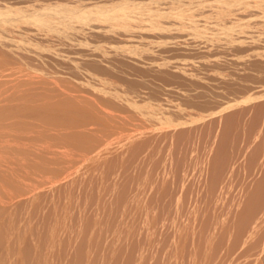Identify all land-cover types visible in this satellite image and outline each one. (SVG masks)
<instances>
[{
	"label": "rangeland",
	"instance_id": "obj_1",
	"mask_svg": "<svg viewBox=\"0 0 264 264\" xmlns=\"http://www.w3.org/2000/svg\"><path fill=\"white\" fill-rule=\"evenodd\" d=\"M7 1L4 0V2H3V0H0V32H2V33L4 32L3 34L7 35L8 37H10L9 34H11L14 36V39L17 38V39H15V41H18V42L11 41V44H12V42H13V45H15L14 43H18L17 44L18 46L15 45V47H17L15 49V47L12 45V47L15 49L14 50L11 46L9 47L5 44L3 46V42L0 41V44H2L0 46V57H1L0 58V74H1L0 75V85L2 83L3 84L1 86L5 87V85H6L5 90H2L0 93L1 94L0 95V101H1L0 102V105H1L0 106V110H1L0 111V122L3 120L2 123H4V122H6V124L10 123L9 124L10 126L8 125L9 127H13V125H14V128H9L7 126V128H9V129H7L5 126L6 124L0 123L3 126H5V128H4L3 126L0 125L1 126L0 131H2L0 133V135L2 134L0 136L2 138H0V139H1V141L3 139L2 142L0 141V145H1V147H0L1 148L0 161L2 162V161H4L3 159H5V160L8 159L7 161H4L3 163L0 162L1 164H6L5 166H7V167H5L4 165H0V174H1V176H0V187L2 188L0 191H2L6 187L8 188V189L7 188L6 189L10 191V193L8 194L9 191H7L5 189L6 192H5V190H3V192L2 193L0 192V194H2V195H3V193H5V195L7 194L5 196L6 198L8 195L10 197L11 196L13 197V198L11 197V199H9V200L7 198V200L4 201L6 198H3V196H4L3 195L2 196V198H3L2 202L4 201L3 204L0 201V203L3 206L2 207L0 205L1 224L4 222L2 227L0 228V264H22V263L23 264H28V263L29 264H55V263L56 264H264V80H263L264 79L263 78L264 72L263 73L261 72V74H263V76L258 75V74H260V71H262V70L264 71V65H262V64H264L263 63L264 62V60H263L264 59V48H263V46H261V45H264L263 44L264 43V40H263L264 35L261 34L262 32H264V30H262V29H264V0H261V1L259 0L260 1L259 4L255 0H252V2H251V0H242V1L239 0L241 3L238 0H236L238 2H236L235 0H231V1L226 0V2L224 0L223 1L222 0H219V1L218 0H215V1L214 0H211V1L208 0L209 2H207V0H201L203 2H200V0H198V2H199L198 4H196L197 1H195V3H194L193 2L194 0L193 1H191V0H186V1L185 0H170L171 3L169 2V0H166V1L163 0L162 3H164L165 6L161 5V7L165 8L166 10L161 8L162 11L166 12L168 14V11L172 10L171 11L172 14L169 13L172 16L170 17V15L168 16L167 14H166V16L170 17V19L173 18L172 20H170L169 18L167 19L166 16L165 17L163 16L165 19H167L164 21H166V24H168V22L170 20V22L173 23V24L172 23L171 24L176 26V27L175 26L173 27L169 24L168 26L171 27V28H169L170 29L169 31H167L168 28L166 30V25L164 26L165 23L162 20L163 17H159L162 20V21H160V25H161V22L164 23L162 25L165 27V29L163 26H162L163 28L162 27H160V28L154 27V29H158V33H156V31H154V29L150 30L149 27H150L151 23L148 24V27L146 30L147 32H145L144 31L146 29L145 26H147V25L145 24L146 22H143L144 20L140 21V20L136 19L138 21L135 20V23H132L133 20L132 21H131V19L126 20V18L124 17V14L119 13L118 15H116V18L114 16L115 19H118V20L120 19L119 21H129V22L131 21V23L133 25L135 24L138 26L136 28L137 30H136L135 34L133 33V32H135V29H134V31H132V29L136 27L135 25H134L135 27L131 28L130 31H127L125 29H122V31H121L119 29V31L122 33V36H121V33H119V31L115 30V29H118L119 26L115 27L114 31H117L118 35L120 34L117 37L115 35V33L117 34V32L114 33L113 30H111L114 35H112V33L109 32V30H108L109 26H108L107 22H106V24H104V22H102L103 25H101L102 23L100 24L97 22L98 24H100V28L97 27L98 29H100V32L97 31V28L92 29L93 31L95 30L94 32L91 31V29L90 30L88 29L87 35H85V33H83V34L81 33V35H80V33H78L79 34V36H77L78 39H73V38H76L75 36L77 33L72 32V34H69L68 30H71L70 29L72 27L71 24L75 25L76 27L78 26V28H81V26L86 27V25L88 24L86 22L90 21V16L88 15V10L86 12V9H83L82 6H77L74 4L65 5L62 3L61 0H44V1H42V0H9L8 2ZM63 1H65V0H63ZM66 1H69V0H66ZM74 1H76V0H73L72 2H74ZM179 1H180V3L186 2V4L182 3L183 4L182 6L179 5L182 8L177 7L175 4H177V5L180 4ZM234 1L236 3H234ZM245 1H246V3H245ZM160 2H161V0H158L157 4L159 6L157 4L155 6L160 7V4H162ZM168 2L170 4H173L174 6L171 5L168 7V4H169ZM174 2H175V4H174ZM189 2L194 3L193 6H191V7L189 6L190 8H194V9H195L194 5L196 6V5H199L200 3H201L200 6L203 5V7H198V8H201L202 11H205V13H204L200 9H198L201 14L203 13L204 19H202V17H201V19L203 21L200 19V16H202V15L200 14V16H199V13H198L199 11L197 9H195V12H196V10L198 11L196 13L194 12V9H190L193 12L188 9L189 8L188 7ZM206 2L208 4H206ZM222 2L226 3V8L224 7L225 9L223 8L225 3H222ZM248 2H249V4H248ZM212 4L215 7H212ZM151 5L153 6L154 4H151ZM206 5L207 6L211 5L212 8L207 7ZM220 5H222V8H220L221 11H218V12L219 13L221 12L220 14H223L222 17L220 16V14L218 16V14H217L218 12H216L219 9V7H221ZM231 5L233 7H230ZM172 6L175 9H170V7L172 8ZM205 6L207 7V9ZM235 6L237 7V9H236L234 15H232L231 12H234ZM153 8H156V7H153ZM204 8H205V10H204ZM230 8H233L234 10L230 11L231 10ZM167 9H168V11H167ZM179 9H180V11L183 9L182 12H184L183 13L184 16H186L187 14H189L191 12V13H193V14H191L193 17L191 15H190V18L188 17L189 15L186 16L187 18L181 17L183 14L181 15L182 12L180 13ZM223 9H224V11H223ZM238 9H239V11H237ZM188 10L190 12L187 13ZM247 10L249 11V13H250V11L252 12L251 13L252 18H251V16L249 18V16H248L249 13ZM173 12H174V14H173ZM213 12L216 13L215 14V16H217V18L215 17L216 20L214 17H212V16H214ZM242 12L248 14L246 16V18H249V20L245 18V20H248L247 22L244 20V18L242 19V20H244V22H243L244 25L246 23L247 25H245V26H249L251 29H253L250 31V30H248L249 29L248 27L245 28V26L244 27L242 26V28H245L244 29V31H245L244 35L242 33L243 30L241 29V27H239L240 30L236 29V28H238L237 26H239V25H237V23L241 20L240 18L242 16L244 17V15H245V14L243 15ZM179 13H180V15L178 16ZM230 13H231V15H230ZM207 14H208V16L210 14H212L210 16V17H212L211 20H213V21L215 20V22L209 21L208 18H210V17L207 16L208 17L207 18L205 16ZM227 14H229V16H227ZM173 15L174 16L176 15L177 18L174 17ZM226 16L231 20H228L227 18H226L227 20L224 19ZM180 17L182 19H180ZM219 17H221L222 21L224 20L225 22L220 21L218 19ZM262 18H263V20H262ZM149 19H151V18H149ZM149 19L147 18V20L145 19V21L150 22ZM174 19L175 20L177 19L178 25H176L177 23L174 21ZM184 19L188 20L187 21L188 23L185 22V25L187 23L189 25V27L184 26V24H181L182 22H180V20H184ZM207 20H208L209 24H210V22L212 23V24H210L212 26L213 25L214 26L215 25H217V26L222 25L221 26V29H223L222 31H225L224 29L229 28L228 29L229 31L226 30V32H228L229 34L230 33L232 34L230 26L231 27L234 26L233 29L235 30V33H233L232 35H233V37L235 35V37L234 38L231 37V34L228 35V33H227V37L225 36L226 33H224V35L222 37L223 32L221 31V33H222L221 34L220 33L221 29L219 30L215 26L217 28V31L219 30L218 31L219 33L217 34L218 35V38H217V36H216L217 32L214 34L212 33L216 28H214V26L213 27L211 26L212 28L209 27L212 30V32H211L210 29H208L209 24H208ZM218 20H219V22H222V23L220 24L218 22ZM249 21H253L254 24H252L253 22L248 23ZM9 22H12L13 24H15V27H13V28H19L20 30L16 29L14 34H12L9 31H7L5 28H3V26ZM142 22H143L142 26L145 28L144 30L142 29V26H141ZM193 22H194V24H193ZM240 22L241 23H239V24H242V21H240ZM258 22L260 23L259 29L261 27H263L261 29V32L259 30L260 35L263 36V37L261 36V38H263V39H261V38L258 39V37L260 36L257 34L258 30L256 29V28H258V26H257ZM97 23H95V24L97 25ZM190 23L192 24V26L190 25ZM231 23L233 26L231 25ZM144 24H145V26H144ZM203 24H205V26ZM105 25H107L108 29H106ZM182 25L184 28H188L187 31L188 30L189 31L188 32L185 31V32H187V34H189V36L186 33H183ZM235 25H236V27H235ZM101 26H105L104 28H102L104 30H101ZM202 26H204V27H202ZM225 26L226 27L229 26V27L225 28ZM254 26H256V27H254ZM151 27L153 28V26H151ZM193 27H194V29H193ZM61 28H63L64 29L63 31H66V33H62L60 35L58 33V30ZM120 28H124V27L120 26ZM138 28H139V30H138ZM177 28H178V30H176ZM198 28L199 29L204 28V31L205 30L206 31L201 32L203 30L200 29L201 30L200 31ZM55 29H57V30H55ZM148 29L154 34V35H152V37H149V36H151L152 33L149 31L150 32V35H149ZM162 29L165 30L164 31L165 33H161V32H163ZM171 29H173L176 32H174L173 30L171 32ZM123 30L126 31V34H125V36L127 35L126 37L123 36L124 35L123 33H125V31H123ZM238 30L240 32H238ZM256 30H257V32H255ZM137 31L139 34L137 33ZM139 31H144L145 36L142 32H139ZM159 31H161V32H159ZM177 31H179V34L177 33ZM192 31H194L193 33H195L194 36L192 34ZM34 32H35V34H34ZM95 32L100 33L101 36L98 35V33H96L98 36H100L98 38L105 36V37H103L104 39L106 38L104 43H103V41H104L103 38H101V40H100L97 38L96 34L91 35L92 33H95ZM102 32L104 33V35H102ZM106 32H107V34H109V33L110 34L107 35ZM127 32H130L132 34L127 33ZM168 32H170V33H168ZM251 32H252V35L256 36V38L259 41L263 40V43H261V41L259 43L255 39L254 36L248 35V33L251 34ZM70 33H71V31H70ZM159 33H161V36H156L157 34L160 35ZM175 33H177L179 36L177 35L178 36L177 37ZM196 33L199 35H201V33H202L201 37L199 38L200 42H202V43H200L199 40L196 39L197 38L196 36L199 37V35H197ZM203 33H205L206 35L208 33H210L211 35L210 34L209 35L211 37L215 38V39H213V41H214V43L215 42L216 43L215 44L212 43V44L214 46L218 45L216 47L217 50L214 48V50L217 51V55H216L214 50L212 52V49L214 46L212 44L208 43L210 41L212 42V40H210L211 38H208L209 35H207L206 38L209 39V41L205 40L206 38L203 39L204 38ZM239 33H241L242 35ZM254 33H256V34H254ZM63 34L66 36H68V34H69L70 35L68 37L69 39L65 38V36ZM168 34H170V35L174 34V35H172V36L169 35V37H168ZM38 35L41 36L40 37L41 39L38 38L39 40L35 39V38L39 37ZM89 35H91V36L89 37ZM139 35L144 36L143 37L144 39L142 40L143 42L140 40V39H142V36L140 37ZM238 35L242 38V40H240V37ZM53 36L55 38H57V40H59L60 38L63 41L65 40L64 44H63V41H61V39L59 41L62 42V44L59 41L57 42L56 40H54L55 38H53ZM60 36H62V37H60ZM81 36H83V37L85 36L86 38L88 37L87 39L85 37L82 39V40H84V39L88 40L86 44L84 43L85 49H82L83 44H80L81 46L77 45V43L79 41V37H81ZM133 36H135V39H133L134 38ZM163 36L167 39V41ZM184 36L185 37L187 36L186 37L187 39H185ZM228 36H230V37H228ZM249 36L254 38L253 41L255 40L254 42H256L257 44L253 42V45H252L250 43V42H252L251 41L252 38L250 40H248L250 38ZM42 37H44V38H42ZM93 37H96L97 41ZM109 37H111V38H109ZM127 37H129L128 40L126 39ZM130 37L133 40L130 39ZM157 37H158V39L156 41L152 39V38L156 39ZM170 37H171V40L174 41V42L171 41V42H173V44L176 42L175 43L176 47L175 46L173 47V44L171 42H168ZM237 37H239V39ZM247 37H248V39H246ZM51 38L53 39V41ZM81 38H80L79 43H81ZM107 38L112 39L113 41L117 40L118 38L119 39L122 38L119 41V43H118L119 39L117 40V43L119 45L116 43V41L114 42V44L113 43L111 44V42H113L112 40H109L110 42H108V43H110L109 45L111 47H114V48L116 47L118 49H113V48L109 49L108 47H110V46L107 44V41H108ZM113 38H115V39H113ZM124 38H125V40H124ZM159 38H160V40L164 38L165 39L164 41H166L165 42L166 45H165L164 41H162V40H161L162 41L161 45H159L160 44ZM179 38L181 40H179ZM192 38H195L196 40H194ZM225 38L228 39V40L226 39L228 41L227 42L228 44L227 43L225 44V42H224ZM229 38L233 39V40H230ZM66 39H67V41H66ZM70 39H71V41L74 40L75 42L73 41L71 44ZM93 39H94V41H96V43H94ZM146 39H148L150 41H148ZM175 39H177L178 42ZM234 39H236L237 41H235ZM243 39H245V40H243ZM139 40H140V42H142V44L138 43ZM185 40H188L191 44H193L195 41H198V42H196L198 44L194 43L192 45V48H190L191 44H189V42H187V41L185 42ZM201 40H203V41L205 40L207 42L204 41L205 43H203V41H201ZM216 40H218V42ZM219 40L222 41V43ZM229 40H230V42H229ZM238 40H240L239 43H241L240 44L241 46H238V44H236V43H238ZM26 41H27V43H26ZM30 41H32V42H30ZM37 41H39V42H37ZM43 41H45V42H43ZM46 41H48V43H46ZM92 41H93V43H92ZM135 41H137L138 44H135L136 43ZM154 41H155V43H157V45L156 44L154 45ZM192 41H194V42L192 43ZM232 41L234 43L236 42L235 47L229 46L230 43L232 45H234V43ZM241 41H243V42L245 41L246 46ZM88 42L92 43V44H88ZM97 42L100 44L103 43L104 45L102 44L101 47H96L97 45L100 46V44H98ZM120 42H123L124 45L122 44V46H124L125 48L121 46ZM130 42H132V43H130ZM133 42L135 45H133ZM49 43L52 45H50ZM57 43L59 44V46ZM68 43L71 44L70 47L74 44L73 46L76 49L78 47L79 48L81 47V49H79V48L78 49H79V51L81 50V52H79V53L82 57L79 55V53L77 51L78 49L75 50V52L74 51L73 52L77 53L83 60L84 59H86V61L89 60L90 63H92V64H90L89 62H88L89 63L88 64L87 62H85V60L83 61L80 57L78 59V55L74 54V55H76L74 58V61H76V65L78 64L77 59L78 60L81 59V61H79V62L80 63L83 62V63H81V64H83L82 65L83 67L81 66L82 69H79L80 63L76 67H74L75 65L71 66L70 62H73L75 64V62L72 60L74 55H72V54L69 55V53H71L70 50H74L75 48L74 47H73V49H72V47L70 48ZM115 43H116V45H115ZM163 43H164V46H163ZM181 43H182V45H181ZM185 43H186V45H185ZM218 43L221 44V46H219ZM223 43L225 44V46L223 45ZM248 43H249V45H248ZM258 43L260 44L259 46H258ZM26 44L28 47L26 46ZM93 44L95 45L96 49L94 48ZM129 44L132 45V46L130 45V47L132 49L131 52L127 51L128 49L131 50L130 48H128ZM145 44H149L150 47L147 48L148 46H146ZM187 44L189 45V48L187 47L188 46ZM202 44H204V45L206 44L205 46H207V48L209 46V48L208 49L206 48V50L211 51V52L207 51L206 52L207 55L205 53H203L206 50L197 48L198 45L202 46ZM75 45H77L78 47ZM88 45L91 48L93 47L94 50L86 47ZM125 45H128L127 48ZM138 45H143L144 47L142 48V46H138ZM151 45L154 46V50L156 49V51H154L152 49L153 47H151ZM168 45L172 46V47L170 46V48L172 50L168 47ZM183 45H185V46H183ZM204 45L202 48L205 47ZM210 45H212L213 47L211 48ZM250 45L253 46L254 50H255L256 46L260 47V48H258V47L256 48V50L259 49L260 52H259V50L254 51L252 49V47H249ZM254 45H256V46H254ZM48 46H50V47H48ZM53 46H57V47L53 48ZM118 46H121L122 49L123 48L124 49L121 50V48ZM133 46L134 47L136 46V48H138L139 50H137V51H135L136 49L133 50V48H134ZM158 46L160 48L163 46L162 47L163 51H162V49H159L157 51V49L159 48ZM165 46H167L168 49ZM193 46H194V49L196 51L192 50ZM200 46H198V47L201 48ZM223 46L227 47V48L229 47V48L226 50V49H224ZM243 46H244V48L247 46L249 48L248 47L245 48L246 49V51H245V49H242ZM7 47H9V48H7ZM25 47L28 49H26ZM38 47H39V49H38ZM106 47L108 48L107 50L105 49ZM218 47H220V48L223 47V48L218 50L219 49ZM49 48L52 50H50ZM56 48L58 49V52L60 50V54H61V52H62V54H63V52L64 53L66 52L67 56L62 57L61 56L62 54L57 55L56 53H58V52H57ZM86 48H87V50H86ZM98 48H100V49H98ZM103 48L107 52L110 53L108 55L109 57L108 56L105 57L104 54L107 52L106 51L104 52ZM140 48H142V49L140 50ZM182 48L185 49L189 53V54H184V56L185 55L189 56V57L188 56H185V57H187L189 59L190 58L193 59V56H196L195 59L189 61L186 58L185 62H187V63L186 64H184L185 62L182 63V61L185 59V58L183 59L182 55L184 52L187 53L185 50L183 51ZM187 48L190 49V51H188ZM232 48H235L236 50L238 49V51H240L239 55H241L243 51L247 52V53H245L246 56L244 55V52L241 55L243 57L237 56L238 51H236L237 53H234L235 49H232ZM250 48L252 49L253 52L250 51ZM24 49H26V51H24ZM68 49H70V50H68ZM97 49L100 51L102 50L104 54L103 53L100 54L101 52L97 51ZM148 49H150V50H148ZM164 49H165V51H168V55L166 54L167 52H165ZM174 49L177 51H175ZM229 49L231 51L234 50V52L232 51L233 53H231V51ZM33 50H36V52ZM41 50L44 54H42ZM55 50H56V52H55ZM82 50H84V51L82 52ZM89 50H91V51L93 50L92 53ZM110 50L111 51L112 50L113 51L119 50V51L118 52L116 51L117 53H114L113 51L110 52ZM169 50H171L175 54H172L171 51H169ZM180 50L183 52H181ZM198 50H200V51L203 50L202 53L207 56V57H205V55L203 56L204 58H207V59H205L206 61L202 60V62L204 61L203 65L201 64L202 62L200 61V57L203 58L201 56L203 54L201 53V55H199ZM221 50H222V52H221ZM223 50L226 51V54H228L227 51L229 50L228 52L230 53L229 56H230L231 60L229 59L228 62L226 60H228L229 56L225 55V57H227V59H225L224 58L225 53H223L225 51H223ZM20 51H21V53H20ZM86 51H89V54ZM124 51H125V53H126V51L128 53L124 54ZM138 51L141 52V55H139V56H138V54H139ZM143 51H144V54H147V55H143ZM219 51L221 54H223V57H222V55L221 56L219 55V53H218ZM249 51L252 52L251 54H253V53L254 54L251 55ZM137 52H138V54H137ZM151 52L152 53L158 52V54H156V53H155V55L153 54V56H156L159 59V61H162V62L158 63L159 64L158 66H161L163 64L164 67H170V69L169 68H162L163 67L162 66L161 68L163 70H161V68L159 67L160 72L155 71V70H158L157 69L158 66H154L157 63L155 61V59L157 60V58L155 57V59H152V58H154L153 56H151L152 54L149 55V53H151ZM190 52L191 53L196 52L197 55L196 54L194 55L192 53V56H191ZM248 52L250 54L249 55L250 57H248V55H247ZM90 53L92 55L94 54L95 56L93 55L94 56L93 57ZM111 53H114L115 55H120L121 58L119 56L117 57ZM121 53H123L124 55ZM129 53L130 54L135 53L134 56L135 57L137 56V57L135 58L134 56H132V54L130 55ZM161 53L166 55V57L168 56V58L162 56L163 54L161 55ZM210 53L212 55L215 54L217 58H218V55L220 56L219 57L220 59L219 60L217 59V61H216L217 63L216 62L214 63L216 58H214L215 56L214 55L212 56ZM231 54H234L233 56H235L236 62H235V60L234 61L232 60L233 56ZM31 55H33V56H31ZM89 55L91 56L92 59H90V58L88 59ZM102 55H103V57H102ZM125 55L132 56L133 62L131 61L132 59H129L130 56L127 57ZM171 55H173V57ZM175 55H177V57L179 56L178 59ZM209 55H211V57ZM254 55L256 56L255 58H258V59L260 58V61L257 59L255 62H253L255 60ZM83 56H85V57L87 56V58H85V57L83 58ZM100 56H101L102 60H103V58H106V59H104V60H106V63L104 60L103 61L100 60ZM114 56L118 60L116 59V61H115ZM122 56L124 58H122ZM141 56H144L143 57L144 59H142ZM147 56L148 57L150 56L149 59ZM174 56H175V58H174ZM251 56L254 59H252V61L249 62V60L252 58ZM159 57L162 60H160ZM170 57H171V59H170ZM197 57L199 58V60H197ZM93 58L97 60V62H95V63L96 64L98 63L97 66H100V67H97L96 64L93 63L94 62ZM108 58L114 60L116 63L114 61L109 60ZM140 58L142 59L143 62H145L144 65L142 62H140V60H141ZM163 58H166V59H163ZM209 58L212 59V61L209 60ZM241 58L243 60H246V61L243 62ZM244 58H247V59H244ZM120 59L121 60L124 59L123 61H125V63L123 61L121 62ZM137 59H138V62H136ZM175 59H177V61ZM233 59H234V57H233ZM239 59L241 61H238ZM129 60L131 61V63H129L131 65H128V63H126V61L129 62ZM149 60L152 61L154 63V65L152 62H151L152 63V65H151ZM163 60H165L164 61V63L166 62L165 64L163 63ZM167 60H170L169 64L172 60L173 64L171 62L170 65H167L168 64ZM195 60L198 61V63L200 64L199 65L198 63H196L198 65V67L200 66L199 68H201L204 65L206 66L207 62L209 64V65L207 64L206 69L204 66L202 68L203 70H201V69L198 70V71H200L201 74H203V73L205 74V75L203 74L204 75L203 76V75H200L199 73H197L200 75V77H201L200 79H199V76L196 74V72H198V71H196L194 73V71L197 69V66H196V68L194 67L196 64H194V66L191 64L192 61H195ZM223 60H225L224 63H222ZM261 60H262V63H261ZM68 61H70V62H68ZM100 61L103 63H101ZM108 61H110L111 65H117V66H111L110 64H107V63H109ZM220 61H222V62H220ZM230 61L234 62L233 63L234 68L236 66H238V67H236L237 69L243 68V71L240 69H239L240 71L238 70L239 71L238 74L241 73V71L243 73L245 71H248V69H250L247 73L245 72L247 77L243 75L245 73L240 74V76L243 75V76H241V79L244 80L243 83L241 82V79L239 78L240 76L237 74V69L235 68L234 70H232L229 68V66L230 67L232 66V64L228 65L229 63H231ZM117 62L122 64V65H119V69H118L119 63L117 64ZM139 62L142 64L141 66H140ZM242 62L245 64H242ZM256 62L257 63L259 62L258 63L259 65L261 63L262 67L261 66L259 67L260 71L257 67L258 64H255ZM135 63H137L139 65H137ZM146 63H147V65L149 64L151 66L145 67ZM188 63L190 64V67L195 68V69L191 68V70L187 71V69H190V67L188 66ZM219 63H221L220 67H219V65H217ZM34 64H36L37 66ZM106 64H107V66L110 65L113 69H115L117 67V69L113 70L112 68H109L110 66L109 67L105 66V67H107L105 70V68L103 66ZM133 64H135V65L133 66ZM179 64H180V67H181V64L183 67L180 68L178 66ZM222 64H225V65H222ZM6 65H7V67H6ZM38 65L43 67V68H46V70H44V69H43V71L40 70L42 68L40 67V69H39ZM48 65H50V66H48ZM58 65L62 68H57V67H59ZM67 65H69V66H67ZM124 65H127V66H125L126 67L125 69L128 68L127 70H129V72L127 70H125L124 68L123 69L125 71L123 70V72L122 71H120V72L124 76H127V77H116V76H118V74H119V76L121 75V73L118 70H122L121 66H124ZM165 65H167V66H165ZM212 65H213V67L214 66L216 67V68L212 67L213 70L220 68L221 70L223 69L222 71L225 73H223L220 69L218 71L217 70L212 71L211 67H209ZM239 65H240V67H239ZM247 65H249V66H247ZM252 65H255V66H252ZM11 66H13V68ZM51 66H53V67H51ZM55 66H57V67H55ZM153 66L155 67V70L150 68ZM171 66H173L174 69H171L172 68ZM186 66H188V68ZM223 66H225V67H223ZM243 66H245V68L247 67L246 70ZM32 67H33V69H31ZM35 67H37L38 69ZM49 67H51V68H49ZM73 67L76 69L72 70V72H68L69 70L71 71V69H73ZM84 67H86V68H84ZM132 67H133V69H132ZM140 67H142L143 70L140 69ZM143 67H145L146 69H144ZM148 67L150 68V70H148L149 69ZM233 67H231V68H233ZM52 68H54L53 72L55 71L56 73L52 72ZM83 68H84V71H83ZM88 68L91 69V73L93 71L96 72L94 74H96L97 77L93 73H92L93 77H92V74H91V77L93 79L96 78L95 80L97 81V83H95L96 82L95 80H92L94 83L92 81H90L91 77L89 75L90 73H88L90 71V69H88ZM92 68H94V69H92ZM100 68H101V70L104 68V71H106L105 72L106 74L109 73L110 70H112L113 72H115L114 74L116 76H114V74L112 72H110V75H107V77H105L106 74L105 73H104L105 75L103 74V72H104L103 70H102L103 72L101 70L100 71L96 70V69H100ZM177 68H178V70H180V72H178L176 70ZM209 68H210V71H208ZM226 68H228V70H226ZM2 69L4 72L2 71ZM11 69H13V70L11 71ZM58 69H61L64 72L62 71V73L60 74L61 70H58ZM139 69L141 71H139ZM251 69H253L252 72H250ZM75 70H76V75L74 76ZM77 70H80L83 74H81V73L79 74L78 72H80V71L77 72ZM85 70H86V72L87 71L88 72L84 73ZM131 70H133V71H131ZM147 70H148V72H150L152 70V72L155 71L156 73L150 72V73H147L148 74L147 75L146 74ZM164 70H166L170 74L167 72L165 73ZM174 70H176V71L174 72ZM229 70H230V72H228ZM18 71H20L21 73ZM44 71H47L49 73L46 74ZM58 71H59L58 74L61 77L57 74ZM65 71H67V75H66ZM135 71H137V73ZM161 71L164 72L166 75L161 73ZM201 71H205V72H201ZM211 71L215 72V74H213ZM231 71H232V73H231ZM256 71H259V73ZM98 72L102 73V75ZM142 72H143L142 75L147 76L146 79L148 78V76H149V78L153 77L154 80L156 79L157 85L156 84L155 85L157 87L154 86L155 81L153 82V79H151V78L147 79L150 81L152 80V82L150 83L149 81H147L143 78L144 76H140ZM192 72L194 74H196V76L193 75ZM207 72L209 74L212 73L214 76L211 74L208 75ZM218 72L219 73L222 72L223 74L220 73L222 75L219 74L218 75L219 77H217ZM70 73H72L71 74L72 77L69 76ZM97 73L100 75H98ZM127 73L130 74V79L128 78L129 74L125 75ZM131 73L132 74L134 73L136 75V77H133L135 75L133 74V76H132ZM138 73H140V74H138ZM174 73H175V75H174ZM234 73L237 74L236 78H233L236 76ZM255 73H257V75H258L257 80H256V76H255L256 74ZM49 74H51V75H49ZM52 74H54L55 76L54 75L52 76ZM112 74H113V76H112ZM150 74L156 75L157 77L153 76V75L150 76ZM157 74H160L163 76L160 78V77H158L159 75H157ZM178 74H181V76H183L184 78L186 77V78L182 79L181 76ZM7 75H8V77H7ZM83 75H86V77L89 75V77H87L88 79H85L83 81H81L80 78L77 80L74 79V78H78V76H81L82 79L86 78ZM123 75H121V76H123ZM167 75L170 78L164 77ZM190 75H192V76H190ZM251 75H253V76H251ZM33 76H35V77H33ZM57 76H59L60 78ZM65 76H66V78H64ZM108 76L110 77V80H109ZM137 76L138 77L140 76V78L142 77L141 78L142 80L144 79L143 84H142V82H141L142 80H140V78H138L139 79V81H138ZM202 76H203V78L204 77L207 78L208 76H210L211 83H209L210 82L208 80L209 77H208V79H206L208 81H206V80H202L203 79ZM223 76L227 77L226 81H225V79H223ZM249 76H251L252 78ZM259 76H261V77H259ZM22 77H23V79H22ZM101 77L108 79L107 81H104V82H107V84L103 83V80H105V79L103 78V80H102ZM163 77L165 79H163ZM191 77H194V80L191 79ZM195 77H197V78L195 79ZM214 77H216V78H214ZM228 77L230 79L227 82ZM244 77H246V78H244ZM37 78H39V79H37ZM56 78L57 79L59 78V81H58L59 83L55 82V81H57ZM97 78L98 79L101 78V79L97 80ZM119 78H121V80L126 78L122 81L124 84L119 81L120 80ZM176 78H181V79L176 80ZM238 78H239V80H238ZM248 78L250 79V81L251 80L253 81V79H254V82H252V81L250 82ZM9 79H10V81H9ZM13 79H15V80H13ZM60 79H62V81H63V79L64 80L66 79L67 81L65 80L66 83H64V81L62 83H60ZM115 79H116V82H115ZM134 79H137V80H134ZM169 79H172L174 82L170 81ZM186 79L188 82H184ZM216 79L217 80L220 79V81L218 80L219 81L218 82V81H216ZM231 79H232V81H231ZM245 79H248V81L246 80L247 82H245ZM74 80H76V81H74ZM87 80H89L90 83H86ZM112 80L115 83L112 82ZM200 80H201V83L203 84V86H202V84H200L202 87L198 85L200 83L199 82ZM16 81H18V83ZM77 81L82 82V83H78ZM110 81H111V83H110ZM136 81L139 82L138 83L139 85L137 83L136 84L138 86H141L140 88L137 87V85H135ZM181 81L183 82V84H181L182 83ZM193 81L198 82L197 85H194ZM205 81L207 83H205ZM221 81L222 82L224 81L223 82L224 84H222ZM234 81H236V83H237V84L235 83L236 85H234ZM257 81H259V82H257ZM98 82H102L103 84L98 83ZM128 82H131V84ZM159 82H161L162 84ZM167 82L169 83V85ZM171 82H172V84L174 83L173 87H174V85L176 86V87H174L175 89L173 88V91L171 89V87H172ZM191 82L193 83V88H192V84H190ZM225 82H227V83L225 84ZM4 83H6V84H4ZM7 83H8V85H7ZM9 83H10V86H9ZM24 83H26V84H24ZM175 83H177L178 86ZM187 83L189 84L188 87H187ZM219 83L222 85L220 86ZM14 84H16V87L17 86L19 87V90L22 87L21 91H19V90L17 91L18 88H16ZM19 84H22V85L19 86ZM125 84H126V89H124ZM144 84H147V85H145V87H144ZM163 84L164 85L166 84V87H163ZM213 84L218 85V86L214 85L215 86L214 87ZM238 84L241 86H239ZM24 85H25V87H24ZM106 85L108 87H105ZM129 85H131V86H129ZM132 85L135 86L137 89H140L141 93H139L140 90H137L134 87L135 90L138 91V93H137V91L134 90ZM180 85L183 87V89H184V86H186L187 88H185L184 90L183 89H181V90L177 89L178 90V92H177L176 88L180 89ZM231 85H233V87ZM151 86H152L153 91L152 90L150 91ZM194 86L195 87L199 86L196 88L201 87V89L204 88V86H205L204 89L207 91L211 90L210 92L212 94H210L207 91H205L207 93H204V89H202V91H203V94H202L201 89H197L198 90L197 91L194 88ZM127 87H129V88L131 87L130 90ZM142 87L147 88V89H144ZM158 87H161V89ZM167 87H168V90H167ZM209 87H212V88L210 89ZM216 87H218V88L220 87L219 91L217 89H216V91L212 90L213 88L215 89ZM221 87L223 90H225V92H229V91L230 92L226 93L224 95L225 92L223 90H221ZM225 87H227V88H225ZM228 87H229V89L232 87V89L229 90ZM238 87H241V88H238ZM2 88L3 87H0V89H2ZM116 88L121 93L118 92L116 94V92L118 91ZM165 88L167 91L165 90ZM245 88H246V90H245ZM108 89H109V91H107ZM142 89H144V90L142 91ZM155 89H156V92L154 93ZM162 89L166 92H164ZM227 89H228V91H226ZM22 90L27 91L26 92V96H27L26 99L29 98V100L27 99L28 103H27V100H24L25 96L23 94H25V93L20 94V93H22ZM124 90H128V92H129L128 96H129V94L133 93V96H134V94H136L139 97V99H138V97L135 98L136 96L133 97L132 94L128 97L127 91H125L126 94L123 93ZM158 90H160V91L162 90V92H160V91L158 92ZM174 90H175V92H174ZM186 90H189L190 92L187 93ZM192 90L195 93H196V91L199 92V90H200L201 93L200 92L199 93L204 98L201 97L199 95V93H196V95H194V93L191 92ZM220 90L223 92L222 95H221ZM66 91H68V92H66ZM113 91H115V92H113ZM212 91H214V92H212ZM234 91L238 92V93L240 92L241 94L239 93L236 96V93ZM18 92H20V93H18ZM170 92H171V95L168 96V94ZM179 92H182V93H179ZM74 93L75 94L77 93L76 96H74L75 95ZM150 93H152V95H149ZM159 93H161L162 95L164 93L165 95L161 96V98H160ZM175 93H176V95H175ZM190 93H191V95H194L192 97L194 98V100H196V102L195 101L193 102V99H192ZM72 94H74V95H72ZM153 94H155V95H153ZM166 94H167V96H166ZM206 94L215 95V96H213V98L210 99L211 97L209 95H206ZM227 94H231V95L228 96ZM28 95H29V97H28ZM180 95H182V97ZM184 95H185V99H187V101H189L188 103L184 102V99H183ZM189 95H190V97H189ZM226 95L228 96V98ZM239 95L240 96L242 95V96L240 97ZM10 96H12V97H10ZM149 96L150 97L155 96V98L153 97L154 100H150V99H153L152 97L150 99H148ZM158 96L160 98V101L158 99ZM171 96L172 97L174 96L175 98L171 99ZM177 96H178V98H177ZM195 96L197 98H199V100L201 102L198 99H196ZM223 96H225V97H223ZM21 97L23 98V101H22ZM53 97H54V99H52ZM55 97H57V99ZM180 97L182 98V100ZM200 97H201V99H200ZM1 98H3V99H1ZM130 98L132 100L133 99L134 100L138 99V100L132 101V100H130ZM156 98L158 99V102H156V100H157ZM176 98H177V100H176ZM202 98L203 99L207 98L206 100H208V101H203ZM18 99L19 100L21 99V101H19ZM218 99H219V101L221 100L222 102L217 101ZM24 101H26V102H24ZM38 101H39V103H38ZM212 101H216V102L212 103ZM5 102H7V103L5 104ZM29 102H31V103H29ZM34 102L38 105H36ZM98 102H100V103H98ZM204 102L205 103L206 102L212 103V104L209 105L207 103L205 104ZM189 103L191 105H193L195 103V105H193V108H195V109L190 108L191 105ZM196 103H198V104L196 105ZM95 105H96V107H95ZM200 105H201V107H200ZM35 106H37V107H35ZM139 106H141L143 108L141 109V107H139ZM74 107H75V109H74ZM93 109L96 111H94ZM100 109L101 110L103 109L102 110L103 112ZM98 110H100L101 113H98V112H100ZM115 111H116V113H115ZM178 112H179V114H178ZM13 113H16L17 115H19L20 119H22V121L24 120V124H26V126H27V124H30V122L35 123V124L33 123L34 125L33 124L29 125V127L27 126L29 129L31 128L30 130H32V131L35 130L34 132L30 131V132H32L31 136L29 135L30 134L29 129L27 127H24L25 125H22V127L20 126L23 122L19 121L17 119L18 116L16 114H14V116H12V117L16 118L17 122L12 117L6 118L7 116L10 117L11 114L13 115ZM168 113L170 115L171 114L172 115L168 116ZM176 113L178 114L179 118L176 116ZM107 115L110 118H108ZM165 115H167L168 117ZM172 117H174V118H172ZM5 118H6V120H4ZM11 119H13L15 122L11 121ZM31 119H32V121H31ZM25 120H30V121L25 122ZM43 120H45L46 122H49L52 127H50V125L48 126V123L44 122ZM119 120L121 122H119ZM9 121H11L12 124L14 122L15 124L12 125L11 122H9ZM40 121L42 123L43 122L44 123L39 124L38 122H40ZM7 122H9V123H7ZM18 122L19 123L21 122L20 125L18 124ZM36 122L38 123L39 126L42 125L44 127V126H46V125H44L45 123L47 124V126L40 129L41 127H38ZM16 123L20 127H18V125H16ZM81 123H84V124H81ZM112 123L113 124L115 123V124L113 125ZM15 126H16V128H15ZM32 126H33L34 130L32 129ZM22 128L24 130H25V128L28 129V130H25L26 135L27 136L29 135L28 137L26 136L27 139L29 140V138H30V140L28 142H27V140H25L26 138L22 139L23 138L22 136L25 135V131ZM35 128L36 129L39 128V130H41V131L43 130V132H41L40 137L38 136L40 134V131L37 132L38 130H36ZM45 128H49V129H47L49 132L46 131L47 134L44 131V130H46ZM78 128H79V130H77ZM4 129H5V133L6 132L8 133V130H10V129H12V130H10L11 132L9 131L10 133H9V135H7V133L6 134L3 133ZM15 129H20L19 131L21 133L24 131L22 133L24 135L17 133L20 136L22 135L20 137L21 138L20 140H19L18 135H16V136H18V138L14 135L17 132V130L15 131ZM78 132H79V134H78ZM42 133H44L46 136L43 137L44 134L42 135ZM10 134L12 136L14 135L13 136L14 138H12V136H10ZM34 134H36V137L38 136V138L34 137L35 136ZM5 135H7V137ZM10 137L12 138V140L13 139L14 140L13 141L9 140ZM33 137L36 140H34ZM52 139H53V141H52ZM15 140H16V142H15ZM18 140H19V142H18ZM32 140H34L35 142H32ZM43 140L44 141L46 140V141L44 142ZM25 142H27V143L30 142L34 146V148H33L34 151L31 149L33 146L31 144H29L28 145L29 149L27 148L28 152H26L27 149L25 146H27L26 145L27 143L25 144ZM69 142H71V143H69ZM1 143H3L4 145ZM7 143H8L9 147L5 148V146H7ZM22 144H25V146ZM72 144H73V146H72ZM10 145L11 146L13 145L12 147H14V145L16 146V147H14V148H16L15 152H17L19 148H20L19 150H21V148H24V147L25 148L22 149L20 152L18 151L19 154H16L13 151L15 149L10 148ZM19 145L21 147H19ZM46 146H48V147H46ZM40 149H41V151L43 150V152H45V153L42 154L43 153L42 152L40 154V152H41ZM2 150L5 151V153L2 152ZM10 150L12 152H10ZM24 150H25V152H22ZM31 150L33 151L32 152L33 154L30 152ZM35 151H39V152L34 153ZM46 151H47V154H46ZM21 152L23 154H25V153L28 154L27 156H29V158H27L26 155H24L25 156L24 157ZM49 152H50V154H48ZM59 152H63L64 154L59 153ZM73 152H75V153H73ZM12 153L14 156L13 158H12ZM20 153L22 154V156ZM2 154H3V157L5 156V154H7L6 155L7 159L5 157L2 158L1 157ZM34 154H37L34 156V159L36 161L35 162L36 166H32V164H34L33 163L34 159L30 160L31 156L33 157ZM45 154L48 156L49 159H47ZM60 154H61V156H60ZM15 155H17L20 158L18 162H20V163L22 162L21 164L24 165V166L21 165L18 168L16 167L17 168L16 172H15V170H16L15 166H18L17 165L18 162L16 161L17 157ZM38 155L39 156L42 155L41 157H45V159L43 158L44 161L49 160L48 162H50L49 164H48V162H45L46 165H48V167L45 164L42 165V166L45 165L46 168L48 169V172H46L47 176L45 175L46 173L44 174V170H45L44 167L45 166L40 167V164H42L40 159L42 160V158L41 157L38 158L39 157ZM51 155H53L54 157ZM36 156H38L37 157L38 160L36 159ZM22 157H24V158H22ZM71 158H72V160H69ZM73 158H75V159H73ZM77 158H78V160H77ZM22 159H25V160L27 159L26 160L27 162L24 160V162H26V165ZM10 160H12V161H10ZM14 160H15V162H17V164H14L15 163ZM28 161L29 162L31 161V163H32V164L30 163L31 166L28 163ZM70 161L74 162V163H71ZM12 162H14V163H12ZM38 162L39 163L41 162V163L39 164ZM68 162L70 165L68 164ZM66 164H67V166H66ZM37 165H39V166L37 167ZM13 166H14V170H10V169H12ZM29 166L31 167V169L33 168L32 170L36 169V167H37V169L39 167L41 169L43 168V170H42L43 172H40L41 170L39 168L40 171L38 173H36V175L35 174L33 175L32 174L33 171L31 169H30L31 172H30V170L27 171V167H29ZM8 167H10V168H8ZM20 167H22V168H20ZM20 169H23L24 171H26L27 174L30 172V174H32L33 177L30 174H28L29 176H31L29 179L28 178L29 176L26 174V172L24 173V171H22V170L20 171ZM3 170H8L7 173H9V170H10L11 177L14 176V178L11 179V177L9 176L10 174L6 175V173H5L6 171L3 172ZM34 171H36V170H34ZM19 172L20 173L23 172L24 175L26 174L28 176L27 178H25L26 180L24 179V176L22 175L23 173L20 174ZM2 173H3V176H2ZM4 173H5V177L8 176L12 180V181L8 180V182H9L8 185H10V182H12L11 184H13V187H14V181L13 180H15L16 174L19 173L17 176L18 179L20 180V178H21L22 180H24V182H22L20 180L22 182V185L26 184L25 186L31 187L32 191L30 192V188L28 187L29 192H27L28 189L23 187L22 188L23 190H25V191L27 190L26 193L24 192L25 193L24 194L23 192H21L23 195H21L20 193H17V191L19 192L22 190L21 188L19 190V187H22L20 184L21 183L20 181H19L20 183L17 184L19 186L18 187L15 186L16 189L13 188L11 185L9 186L10 187V189H9V187L6 186L7 185L6 181H3L4 179L1 178V177L5 178ZM42 173L46 177V180H47L46 183H45V177H44L43 182H39V180L43 179L44 175ZM57 174H58V176H57ZM19 175H22L23 177H20ZM26 175H25V177H26ZM40 175L41 176L43 175L41 177V179H40ZM35 177L36 178L38 177L37 178V179H39V180H37L38 182H34V181L31 182L30 181V183H29V181H27V179L32 180L31 178H35ZM7 179H5V180H7ZM1 181H3V182H1ZM16 181H15V184L18 182V181L17 182ZM1 183H2V185H1ZM31 183L32 184L35 183V184L32 185ZM27 184H30L31 186L27 185ZM32 186H35V187H32ZM33 189H34V191H33ZM18 194H19V196H18ZM14 195H17L18 197L17 196L15 197ZM63 220H65V221H63ZM10 222H12V223H10ZM62 223H63V225H62ZM58 225H59V229H58ZM63 229H64V231H63ZM39 230H41V232ZM58 230H59V232H58ZM22 233H24V236ZM30 233H31V235H30ZM54 233H55V235H54ZM37 237L39 238V241H38ZM20 238H22V239H20ZM40 248H41V251H40ZM10 250H11V252H10ZM13 251H14V253H13ZM20 260H22L23 262ZM40 260H41V262H39ZM12 261H14V263ZM37 261H38V263H37Z\"/></svg>",
	"mask_w": 264,
	"mask_h": 264
},
{
	"label": "bare ground",
	"instance_id": "obj_2",
	"mask_svg": "<svg viewBox=\"0 0 264 264\" xmlns=\"http://www.w3.org/2000/svg\"><path fill=\"white\" fill-rule=\"evenodd\" d=\"M6 1H7V0H6ZM8 1H9V0H8ZM8 1H7V2H8ZM42 1H44V0H42ZM61 1H62V3L65 4V5H67V4H74V5H77V6H82L83 9H86V12H87V10H88V15L90 16V21H87V22H86V23H88V24L86 25V27H82V26H81V28H78V26L76 27L75 25L71 24V25H72V27L70 28L71 30H68L69 34H72V32H73V33H77L76 36H75L76 38H73V39H78V38H77V36H79L78 33H80V35H81V33H82V34L85 33V35H87V30H88V29H89V30L91 29V31H93L92 29H96L97 27L100 28V24H101L102 22H104V24H106V22H107V24H108V26H109V27H108L109 29L107 28V25H105V26H106V29H108L109 32L112 33V35H114L113 32L115 33V32H117V31H119V29H120L121 31H122V29H125V30H127V31H130L131 28H133V27L136 26L135 28L132 29V31H134V29H135V32H133V33L135 34V33H136V30H137L136 28H137L138 26L135 25V24H134V25H135V26H134L132 23H135V20H136V19H138V20H140V21H143V20H144L143 22H146L145 24H146L147 26H145V24H144V26H145L146 29L142 26V25H143V22H142V24H141L142 29H143V30L145 29V30H144L145 32H147L146 30H147L148 24H150V23H151V25H150V27H149L150 30H153L154 27H158V28H160V27L163 26L162 24H164V23H165L164 26L166 25V30H167V28H168L167 31H169V30H170L169 28H171V27L168 26L169 24H170L171 26H173V27L175 26V25H172V24H173L172 22H170V20L173 19V18L170 19V17L172 16V15H170V14H172V12H171L172 10L168 11V9H167L168 14H167L166 12H163V11H162V9L166 10L165 8H162V7H161V5H162V6H165V4L162 3L163 0H161V2H160V3H162V4H160V7H158L159 5L157 4L158 0H76V1H74V2H72L73 0H72V1H71V0H69V1H66V0L63 1V0H61ZM164 1H166V0H164ZM185 1H186V0H185ZM191 1H193V0H191ZM195 1H197L196 4L199 3L198 0H194L193 2L195 3ZM209 1H211V0H209ZM209 1L207 0V2H209ZM214 1H215V0H214ZM218 1H219V0H218ZM222 1H223V0H222ZM224 1L226 2V0H224ZM227 1H228V0H227ZM229 1H231V0H229ZM235 1H236V0H235ZM235 1H234V3L238 2L239 0L236 1V2H235ZM241 1H242V0H241ZM255 1L258 2V4H259L261 0H260V1H259V0H258V1L255 0ZM255 1H254V2H255ZM3 2H4V0H3ZM3 2H2V3H3ZM169 2H170V0H169ZM169 2H168V3H169ZM193 2H192V3L189 2L188 7H189V6H190V7L193 6V4H194ZM200 2H203V1L200 0ZM207 2H206V4H208ZM225 2H222V3H225ZM239 2H240V1H239ZM251 2H252V0H251ZM256 2H255V3H256ZM170 3H171V2H170ZM170 3L168 4V7L171 6V5H173V4H170ZM179 3H180V1H179ZM182 3H185V4H186V2H182ZM182 3H180V4L177 5V4H175V2H174V4H175L177 7H180L179 5L182 6V5H183ZM212 3H213V2H212ZM240 3H241V2H240ZM245 3H246V1H245ZM151 4H154V5L152 6ZM156 4H157L158 6H155ZM200 4H201V3H200ZM200 4H199V5H196V6L194 5L195 9H197V10L200 9V10H201V8H198V7H203V5L200 6ZM213 4H214V3H213ZM213 4H212V7H215V6H213ZM248 4H249V2H248ZM215 5H216V4H215ZM222 5H223V4H222ZM222 5H220L221 7H219V9H218L216 12L221 11L220 8H222ZM173 6H174V5H173ZM173 6H172V8L170 7V9H175ZM206 6H207V5H206ZM206 6H205V7H206ZM153 7H156V8H153ZM188 7H187V8H188ZM190 7L188 8L189 10H190V9H194V8H190ZM207 7H211V5H208ZM207 7H206V9H207ZM212 7H211V8H212ZM224 7L226 8V3H225V5L223 6V8H224ZM230 7H233V6L231 5ZM161 8H162V9H161ZM180 8H182V7H180ZM225 8H224V9H225ZM239 8H240V7H239ZM195 9H194V12H195ZM224 9H223V11H224ZM230 9H231L230 11H233V10H234L233 8H230ZM236 9H237V7L235 6V10H234V12H231L232 15H234ZM182 10H183V9H182ZM182 10L180 11V9H179L180 13L182 12ZM189 10L187 11V13L190 12V11H192V10H190V11H189ZM197 10H196V12L199 11V10H198V11H197ZM204 10H205V8H204ZM174 11H175V10H174ZM201 11H202V10H201ZM214 11H215V10H214ZM237 11H239V9H238ZM244 11H245V10H244ZM244 11H243V12H244ZM247 11H248V10H247ZM192 12H193V11H192ZM196 12H195V13H196ZM202 12L205 13V11H202ZM209 12H210V11H209ZM243 12H242V13H243ZM245 12H246V11H245ZM119 13H123V14H124V17L126 18V20L131 19V21L133 20V22L131 23V21H130V22H129V21H119L120 19H119V20H118V19H115V18H116V15H118ZM169 13H170V14H169ZM180 13L178 14V16L180 15ZM183 13H184V12H182L181 15H182ZM187 13H186V14H187ZM195 13H194V14H195ZM198 13H199V16H200V14H201L200 11H199ZM210 13H211V12H210ZM220 13H221V12H220ZM220 13H219V12L217 13L218 16H219ZM231 13H230V15H231ZM246 13H247V12H246ZM246 13H243V15L245 14L244 17L242 16V17L240 18V19H241L240 21H242V24H243V25H242V24H239V23H241L240 21H239V22L237 21V22H238L237 25H239V26H237L238 28H236V29H239V30H240L239 27H241V29L243 30V32H242L243 35L245 34L244 29H245L246 27H248L249 29H248V28H247V29L250 30V31L253 30V29H251L249 26H245V25H247L246 23H245V25H244V23H243L244 20H245V18H246V16L248 15V14H246ZM248 13H249V11H248ZM251 13H252V12L250 11V13H249V15H248L249 18H250V16H251V18H252V14H251ZM166 14H167L168 16L170 15V17L166 16ZM173 14H174V12H173ZM175 14H176V13H175ZM191 14H193V13L190 12V13L187 14L186 16L189 15L188 17L190 18V15H191ZM208 14H209V13H208ZM208 14L205 15V16L207 17ZM213 14H214V16H212V17H214V18L216 17V18H217V16H215L216 13L213 12ZM195 15H196V14H195ZM201 15H202V16H200V19H201V17H202V19H204V18H203V13H202ZM211 15H212V14H210L208 17H210ZM222 15H223V14H220L221 17H222ZM114 16H115V18H114ZM163 16H164V17L166 16L167 19L169 18V19H170V20H169L170 23L167 21L168 24H166V21H164V20H167V19H165ZM173 16H174V15H173ZM186 16H184V14H183L181 17H184V18H185ZM191 16H192V15H191ZM227 16H229V14H227ZM227 16H226L224 19L227 18L228 20H231V19H229ZM111 17H112V18H111ZM159 17H163L162 20L164 21V23L161 22V25H160V21H162V20H161V18H159ZM174 17H176V15H175ZM181 17H180V19H182ZM192 17H193V16H192ZM208 17H207V18H208ZM212 17L208 18L209 21H213V20H211ZM221 17L218 18L220 21H222V18H221ZM232 17H233V16H232ZM118 18H119V17H118ZM147 18H148V19L151 18V19H149L150 22L145 21V19L147 20ZM176 18H177V17H176ZM186 18H187V17H186ZM198 18H199V17H198ZM214 18H213V19H214ZM216 18H215V20H216ZM220 18H221V19H220ZM230 18H231V17H230ZM243 18H244V20H242ZM249 18H246V19L249 20ZM88 19H89V18H88ZM159 19H160V20H159ZM195 19H196V18H195ZM202 19H201V20H202ZM227 19H226V20H227ZM138 20H136V21H138ZM215 20H214L213 22H215ZM219 20H218V22H219ZM248 20H245V21L247 22ZM250 20H251V19H250ZM262 20H263V18H262ZM140 21H139V22H140ZM174 21L177 23V19H176V20L174 19ZM187 21H188V20H186V19H184V20H180V22H182L181 24H184V26L189 27V25L187 24V23H188ZM202 21H203V20H202ZM223 21H224V20H223ZM223 21H222V22H223ZM94 22H95V23L98 22V23H100V24L97 23V25H96ZM139 22H138V23H139ZM147 22H148V23H147ZM183 22H184V23H183ZM185 22H187L186 25H185ZM196 22H197V21H196ZM204 22H205V21H204ZM207 22H208V20H207ZM216 22H217V21H216ZM222 22H219V23L221 24ZM224 22H225V21H224ZM227 22H228V21H227ZM250 22L252 23L253 21H249L248 23H250ZM255 22H256V21H255ZM140 23H141V22H140ZM140 23H139V24H140ZM171 23H172V24H171ZM205 23H206V22H205ZM6 24H7V25H6ZM6 24L3 26V28H5L7 31H9V32L12 33V34H14V32L16 31V29H17V30L19 29V28H13V27H15V24H13L12 22H9V23H6ZM193 24H194V22H193ZM200 24H201V23H200ZM208 24H209V22H208ZM210 24H212V23L210 22ZM210 24H209V26H208V29H210L209 27L212 26V25H210ZM224 24H225V23H224ZM229 24H230V23H229ZM229 24H228V25H229ZM252 24H254V22H253ZM255 24H256V23H255ZM259 24H260V23L258 22V24H257L258 28H256V29L258 30V33H257L258 35H260L259 30H260V32H261V29L263 28V27H261V28L259 29V27H260ZM101 25H103V23H102ZM176 25H178V23H177ZM190 25L192 26L191 23H190ZM203 25L205 26V24H203ZM226 25H227V24H226ZM231 25H232V23H231ZM249 25H250V24H249ZM105 26H101V30H104V29H102V28H104ZM117 26H119V28H118V29H115V30H117V31H114V28L117 27ZM120 26H122V27H124V28H120ZM151 26H153V28H152ZM164 26H163V27H164ZM195 26H196V25H195ZM204 26H202V27H204ZM213 26H214V25H213ZM213 26H212V27H213ZM215 26L220 30L222 25H220V26L215 25ZM215 26H214V28H216ZM232 26H233V25H232ZM242 26H243V27L245 26V28H242ZM250 26H251V25H250ZM79 27H80V26H79ZM163 27H162V28H163ZM175 27H176V26H175ZM182 27H183V25H182ZM196 27H197V26H196ZM196 27H195V28H196ZM212 27H211V28H212ZM219 27H220V28H219ZM228 27H229V26H227V27L225 26V28H228ZM233 27H234V26H233ZM233 27L230 26L232 34L235 33V30L233 29ZM235 27H236V25H235ZM254 27H256V26H254ZM20 28H21V27H20ZM98 28H97V31L100 32V29H98ZM191 28H192V27H191ZM217 28H216L215 30L213 29V30H214L213 32H212L211 29H210V31H211L213 34L217 32V33H216V36H217V38H218V35H217V34L219 33V32H218L219 30L217 31ZM27 29H28V28H27ZM36 29H37V28H36ZM164 29H165V27H164ZM164 29H162L163 32H161V31H159V32H161V33H165V32H164V31H165ZM182 29H183V33H186V34H187V32L189 31V30L187 31L188 28H184V27H183ZM184 29H185V30H184ZM193 29H194V27H193ZM198 29H199V28H198ZM200 29L203 30V31H201ZM200 29H199V30H200L201 32H205V31H206V30L204 31V28H200ZM228 29H229V28H228ZM228 29H224L225 31H222L223 29L220 30V33H221V31L223 32V34L221 33V34H222V37H223L224 33H226L225 36L227 37V33H228V32H226V30H228ZM19 30H20V29H19ZM21 30H22V29H21ZM31 30H32V29H31ZM55 30H57V29H55ZM63 30H64L63 28L59 29V30H58V33H59L60 35H61L62 33H66V31H63ZM111 30H113V32H112ZM125 30H123V31H125ZM138 30H139V28H138ZM150 30L148 29V32H149ZM172 30H173V29H171V32H172ZM176 30H178V28H177ZM233 30H234V31H233ZM239 30H238V32H240ZM257 30H256L255 32H257ZM262 30H264V29H262ZM26 31H27V30H26ZM70 31H71V33H70ZM94 31H95V30H94ZM94 31H93V32H94ZM132 31H131V32H132ZM144 31H139V32H142V33L144 34ZM154 31H156V33H158V29H154ZM167 31H166V32H167ZM173 31H174V30H173ZM185 31H187V32H185ZM228 31H229V30H228ZM29 32H30V31H29ZM88 32H89V31H88ZM98 32L92 33L91 35L96 34V33H98ZM150 32H151V31H150ZM150 32H149V35H150ZM174 32H176V31H174ZM190 32H191V31H190ZM193 32H194V31H192V34H193V36H194L195 33H193ZM248 32H249V31H248ZM252 32H253V31H252ZM252 32H251V34H249V33H250V32H249L248 35H252ZM3 33H4V32H3ZM3 33L0 32V41L3 42V46H4V44H5V45H7V46H9V47H10V46L12 47L13 42H12V44H11V41L18 42V41H15V39H17V38L14 39V36H13V35L9 34L10 37H8L7 35H5V34H3ZM16 33H17V32H16ZM27 33H28V32H27ZM56 33H57V32H56ZM89 33H90V32H89ZM89 33H88V34H89ZM119 33H121V32L119 31ZM127 33H130V32H127ZM137 33H138V31H137ZM142 33H141V34H142ZM151 33H152V32H151ZM161 33H159L160 35L157 34L156 36H161ZM168 33H170V32H168ZM177 33L179 34V31H177ZM177 33H175L176 36L178 35ZM6 34H7V33H6ZM34 34H35V32H34ZM69 34H68V36H66V35H64V34H63V35L65 36V38H68V37L70 36ZM106 34H107V32H106ZM106 34H105V35H106ZM109 34H110V33H109ZM109 34H107V35H109ZM123 34H124V35H123L124 37L127 36V35L125 36L126 31H125V33H123ZM130 34H132V33H130ZM130 34H129V35H130ZM134 34H133V35H134ZM138 34H139V33H138ZM196 34H197V33H196ZM209 34H210V33H208L207 35H209ZM213 34H212V35H213ZM230 34H231V33H230ZM230 34L228 33V35H230ZM232 34H231V37H233ZM239 34H241V33H239ZM254 34H256V33H254ZM261 34L264 35V32H262ZM17 35H18V34H17ZM63 35H62V36H63ZM74 35H75V34H74ZM91 35H89V37H90ZM98 35H100V33H98ZM98 35L96 34L97 38L101 36V35H100V36H98ZM102 35H104L103 32H102ZM115 35L118 37L120 34L118 35V32H117V34L115 33ZM136 35H137V34H136ZM152 35H154V34L152 33L151 36H149V37H152ZM166 35H167V34H166ZM169 35H170V34H168V37H169ZM172 35H174V34H171L170 36H172ZM187 35L189 36V34H187ZM197 35H199V34H197ZM201 35H202V33H201ZM201 35H199V37L196 36V37H197L196 39L199 40V38L201 37ZM207 35H206L205 33H203V36H204L203 39H205ZM210 35H211V34H210ZM210 35H209L208 38H211L210 40H212V42L210 41L211 43H210V42H208V43H209V44H212V43H214L213 39H215V38L211 37ZM241 35H242V34H241ZM262 35H260L259 37L257 36L258 39L261 38ZM27 36H28V35H27ZM33 36H34V35H33ZM33 36H32V37H33ZM38 36H39V35H38ZM58 36H59V35H58ZM62 36H60V37H62ZM110 36H111V35H110ZM121 36H122V33H121ZM121 36H120V37H121ZM139 36L141 37L142 35H139ZM144 36H145V34H144ZM144 36H142V39H140L141 41L144 39V38H143ZM178 36H179V35H178ZM178 36H177V37H178ZM216 36H215V37H216ZM238 36H239V35H238ZM252 36H254V35H252ZM32 37H31V38H32ZM36 37H37V36H36ZM40 37H41V36H39V37H37V38L34 37V38L37 39V40H39V39H41ZM81 37H82V38H81ZM81 37H79V41H78L77 45L79 46L80 44H83V45H82V46H83L82 49H85V48H84V47H85L84 43L86 44L88 40H85V39H84V40H85V41H84V40H82V39H83L85 36H84V37L81 36ZM103 37H105V36H103ZM103 37H101V38H103ZM113 37H114V36H113ZM120 37H119V38H120ZM133 37H134L133 39H135V36H133ZM146 37H147V36H146ZM163 37H164V36H163ZM173 37H174V36H173ZM184 37H185V36H184ZM186 37H187V36H186ZM186 37H185V39H187ZM191 37H192V36H191ZM191 37H190V38H191ZM228 37H230V36H228ZM234 37H235V35H234ZM234 37H233V38H234ZM239 37H240V36H239ZM239 37H237V38L239 39ZM249 37H250V36H249ZM254 37H255V39L260 43L261 40L259 41V40L256 38V36H254ZM262 37H263V36H262ZM31 38H30V39H31ZM38 38H39V39H38ZM42 38H44V37H42ZM53 38H55V37L53 36ZM80 38H81V43H79V42H80ZM85 38H86V37H85ZM87 38H88V37H87ZM87 38H86V39H87ZM91 38H92V37H91ZM93 38H95V40L97 39L96 37H93ZM101 38H98V39L101 40ZM109 38H111V37H109ZM109 38H107V39H108V41H107V44H108V45L110 44V43H108V42H110L109 40H112V39H109ZM119 38H118V39H119ZM128 38H129V37H127L126 39L128 40ZM161 38H162V37H161ZM164 38H165V37H164ZM164 38L161 39V40L164 41V40L166 39V38H165V39H164ZM180 38H181V37H180ZM180 38H179V40H181ZM188 38H189V37H188ZM237 38H236V39H237ZM243 38H244V37H243ZM251 38H252V37H250V38L248 39V37H247L246 39L250 40ZM20 39H21V38H20ZM32 39H33V38H32ZM51 39H52V38H51ZM60 39H61V38H60ZM60 39H59V40H60ZM68 39H69V38H68ZM71 39H72V38H71ZM71 39H70V41H71ZM103 39H104V38H103ZM113 39H115V38H113ZM118 39H117V40H118ZM121 39H122V38H121ZM121 39L118 40V43H119V41H120ZM130 39H132V38L130 37ZM133 39H132V40H133ZM152 39L156 41V40L158 39V37H157L156 39H154V38H152ZM173 39H174V38H173ZM192 39L196 40L195 38H192ZM219 39H220V38H219ZM222 39H223V38H222ZM226 39H227V38H225V40H226ZM229 39H230V38H229ZM236 39H234V40L237 41ZM253 39H254V38H252V39H251L252 42H250L252 45H253V42L255 41V40L253 41ZM261 39H263V38H261ZM25 40H26V39H25ZM45 40H46V39H45ZM54 40H56L57 42L59 41V40H57V38H55ZM89 40H90V39H89ZM105 40H106V38L104 39V41L102 40L103 43L105 42ZM117 40H115L116 43H117ZM124 40H125V38H124ZM132 40H131V41H132ZM140 40L138 41V43H139V44H140V43L142 44L143 41L140 42ZM146 40H148V39H146ZM159 40H160V38H159ZM161 40L159 41V42H160L159 45H161V43H162ZM175 40L177 41V39H175ZM205 40L209 41V39H207V38H206ZM205 40H204V41H205ZM225 40H224V42H225V44H226V43L228 42V41H227L228 39H227L226 41H225ZM230 40H233V39H230ZM230 40H229V42H230ZM240 40H242L241 37H240ZM240 40H238V43L235 42L236 44H238V46H241V45H240L241 43H239ZM243 40H245V39H243ZM263 40H264V39H263ZM263 40L261 41V43H263ZM9 41H10V42H9ZM27 41H28V40H27ZM27 41H26V43H27ZM41 41H42V40H41ZM41 41H40V42H41ZM52 41H53V39H52ZM61 41H63V40L61 39ZM64 41H65V40H64ZM64 41H63V44H64ZM66 41H67V39H66ZM68 41H69V40H68ZM70 41H69V42H70ZM73 41H74V40H73ZM73 41H71V44H72ZM76 41H77V40H76ZM90 41H91V40H90ZM93 41H94V39H93ZM93 41H92V43H93ZM96 41H97V40H96ZM96 41H94V43H96ZM112 41H113V40H112ZM115 41L111 42V44H112V43L114 44ZM148 41H150V40H148ZM155 41H154V45H155V44L157 45V43H155ZM166 41H167V39H166ZM166 41H164V43H165ZM171 41H173V40H171V37H170L169 40H168V42H171ZM186 41L189 42L188 40H185V42H186ZM201 41H203V40H201ZM204 41H203V43L207 42V41H205V42H204ZM216 41L218 42V40H216ZM219 41H220V40H219ZM2 42H1V43H2ZM30 42H32V41H30ZM37 42H39V41H37ZM43 42H45V41H43ZM59 42H60V41H59ZM74 42H75V41H74ZM123 42H124V41H123ZM123 42H120L121 46H122ZM135 42H136L135 44H138L137 41H135ZM151 42H152V41H151ZM173 42H174V41H173ZM173 42H171V43L173 44ZM177 42H178V41H177ZM193 42H194V41H192V43H193ZM196 42H198V41H195L194 43H196ZM199 42H200V40H199ZM220 42L222 43V41H220ZM220 42H219V43H220ZM232 42H233V41H232ZM241 42H243V41H241ZM20 43H21V42H20ZM46 43H48V41H46ZM60 43L62 44V42H60ZM92 43H89V42H88V44H92ZM97 43H98V42H97ZM103 43H102V44H103ZM116 43H115V45H116ZM118 43H117V44H118ZM127 43H128V42H127ZM130 43H132V42H130ZM144 43H145V42H144ZM144 43H143V44H144ZM147 43H148V42H147ZM149 43H150V42H149ZM164 43H163V46H164ZM171 43H170V44H171ZM175 43H176V42H175ZM175 43L173 44V47H174V46L176 47ZM194 43H193V44H194ZM200 43H202V42H200ZM215 43H216V42H215ZM215 43H214V44H215ZM219 43H218V44H219ZM233 43H234V42H233ZM235 43H234V45H232V44L230 43L229 46H231V47L234 46V47H235ZM254 43H256V42H254ZM259 43H258V46L260 45ZM14 44L17 45L18 43H14ZM29 44H30V43H29ZM32 44H33V43H32ZM39 44H40V43H39ZM49 44H50V43H49ZM57 44H58V43H57ZM71 44L68 43L69 47H70ZM98 44H100V43H98ZM102 44H100V46H98V45L96 44V45H97L96 47H101ZM125 44H126V43H125ZM135 44H134V42H133V45H135ZM150 44H151V43H150ZM168 44H169V43H168ZM172 44H171V45H172ZM189 44H191V43L189 42ZM193 44L190 45V46H191L190 48H192V45H193ZM196 44H198V43H196ZM206 44H207V43H206ZM206 44H205V45H206ZM225 44L223 43L224 46H225ZM227 44H228V43H227ZM243 44L245 45V41L243 42ZM256 44H257V43H256ZM263 44H264V43H263ZM1 45H2V44H0V46H1ZM15 45H13V46L15 47ZM22 45H23V44H22ZM42 45H43V44H42ZM44 45H45V44H44ZM47 45H48V44H47ZM47 45H46V46H47ZM50 45H52V44H50ZM53 45H54V44H53ZM73 45H74V44H73ZM73 45L71 46L72 49H73V47H74ZM77 45H75V46H77ZM93 45H94V44H93ZM103 45H104V44H103ZM105 45H106V44H105ZM108 45H107V46H108ZM118 45H119V44H118ZM123 45H124V44H123ZM130 45H131V44H129V46H128V45H125V46H126V48H127V46H128V48L131 49ZM145 45L148 46L147 48L150 47L149 44H145ZM165 45H166V43H165ZM171 45H168V47L170 48ZM181 45H182V43H181ZM181 45H180V46H181ZM185 45H186V43H185ZM185 45H183V46H185ZM187 45H188V44H187ZM200 45H201V44H200ZM200 45H198V46H200ZM203 45H204V44H202V46H200L201 48H199L198 46H197V48H198V49H204V50H206L207 46L204 45L205 47L202 48ZM212 45H213V44H212ZM212 45H210L211 48L214 46V45H213V46H212ZM248 45H249V43H248ZM252 45H250L249 47H252V49H253V46H252ZM17 46H18V45H17ZM24 46H25V45H24ZM24 46H23V47H24ZM26 46H27V44H26ZM58 46H59V44H58ZM65 46H66V45H65ZM78 46H77V47H78ZM80 46H81V45H80ZM90 46H91V45H90ZM109 46H110V45H109ZM112 46H113V45H112ZM121 46H118V47H120L121 50H123L125 47L122 46V47H124V48L122 49ZM131 46H132V45H131ZM136 46H137V45H136ZM136 46H135V47L133 46L134 48L132 47L133 50L136 49L135 51L139 50L138 48H136ZM138 46H142V48L144 47L143 45H138ZM163 46H162V47H163ZM194 46H195V45H194ZM194 46H193V49H192V50H195V49H194ZM217 46H218V45H216V46L213 47L212 52H213L214 48L217 50V48H216ZM219 46H221V44H219ZM224 46H223V47H224ZM226 46H227V45H226ZM245 46H246V45H245ZM254 46H256V45H254ZM258 46H256V48H257ZM261 46H263V48H264V45H261ZM9 47H7V48H9ZM27 47H28V46H27ZM40 47H41V46H40ZM48 47H50V46H48ZM54 47H57V46H53V48H54ZM67 47H68V46H67ZM71 47H70V48H71ZM86 47H88V48H90V49H93V50H94V48L96 49L95 45H94V48H93V47H92V48L89 47V45L86 46ZM102 47H103V46H102ZM151 47H153L152 49L154 50V46L151 45ZM155 47H156V46H155ZM158 47H159V46H158ZM162 47H161V48L159 47V48L157 49V51H158L159 49H162ZM165 47H167V46H165ZM165 47H164V48H165ZM168 47H167V49H168ZM171 47H172V46H171ZM187 47L189 48V45H188ZM223 47H222V48H223ZM236 47H237V46H236ZM247 47H248V46H247ZM247 47H245V48H247ZM249 47H248V48H249ZM12 48H13V47H12ZM16 48H17V47H15V49H16ZM25 48H26V47H25ZM30 48H31V47H30ZM51 48H52V47H51ZM53 48H52V49H53ZM74 48H75V47H74ZM78 48H79V47H78ZM78 48H77V49H78ZM108 48H109V49H112V48H113V49H118V48H116V47L114 48V47H111V46L108 47ZM108 48L106 47L105 49L107 50ZM142 48H140V50H141ZM188 48H187V49H188ZM208 48H209V46H208ZM208 48H207V49H208ZM211 48H210V49H211ZM218 48H219L218 50L222 49V48H220V47H218ZM228 48H229V47H228ZM228 48H227V47H224V49H226V50H227ZM237 48H238V47H237ZM245 48H244V46H243L242 49H245ZM254 48H255V47H254ZM256 48H255V50H256ZM258 48H260V47H258ZM261 48H262V47H261ZM5 49H6V48H5ZM10 49H11V48H10ZM13 49H14V48H13ZM15 49H14V50H15ZM18 49H19V48H18ZM26 49H28V48H26ZM26 49H24V51H26ZM32 49H33V48H32ZM38 49H39V47H38ZM42 49H43V48H42ZM49 49H50V48H49ZM49 49H48V50H49ZM52 49H50V50H52ZM65 49H66V48H65ZM77 49H76V48H75L74 50H70V49H68V50L71 51V53H69V55H70V54H72V55H74V54L78 55L77 53H74L75 50H77ZM79 49H81V47H80ZM79 49L77 50L78 53L81 52V50L79 51ZM98 49H100V48H98ZM98 49H97V51H100V50H98ZM103 49H104V48H103ZM105 49L103 50L104 52L106 51ZM170 49H171V48H170ZM180 49H181V48H180ZM182 49H183V48H182ZM230 49H231V48H230ZM230 49H229V50H230ZM232 49H235V48H232ZM252 49L250 48V51H252ZM19 50H20V49H19ZM21 50H22V49H21ZM53 50H54V49H53ZM56 50H57V52H58V49H57V48H56ZM56 50H55V52H56ZM86 50H87V48H86ZM93 50H92V51H93ZM145 50H146V49H145ZM145 50H144V51H145ZM148 50H150V49H148ZM171 50H172V49H171ZM171 50H169V51H171ZM174 50H175V49H174ZM174 50H173V51H174ZM184 50H185V49H183V51H184ZM192 50H191V51H192ZM229 50H228V51H229ZM253 50H254V49H253ZM255 50H254V51H255ZM257 50H259V49H257ZM257 50H256V51H257ZM10 51H11V50H10ZM12 51H13V50H12ZM33 51L36 52V50H33ZM44 51H45V50H44ZM70 51H69V52H70ZM73 51H74V52H73ZM77 51H76V52H77ZM83 51H84V50H82V52H83ZM89 51H91V50H89ZM89 51H86V52H88V54H89ZM92 51H91V53H92ZM103 51L101 50V51H100V52H101L100 54H102ZM112 51H113V50H112ZM112 51L110 50V52H112ZM116 51H117V50H116ZM116 51H113V52H114V53H117L119 50H118L117 52H116ZM127 51H130V52H131L132 49H131V50L128 49ZM127 51H126V53H128ZM144 51H143V55H147V54H144ZM146 51H147V50H146ZM154 51H156V49H155ZM162 51H163V49H162ZM164 51H165V49H164ZM175 51H177V50H175ZM180 51H181V50H180ZM183 51H181V52H183ZM185 51H186V50H185ZM188 51H190V49H188ZM195 51H196V50H195ZM207 51H208V50H206V51L203 52V50H202V51L198 50L199 55H201L202 52L205 53V54L207 55V53H206ZM214 51H215V50H214ZM223 51H225V50H223ZM228 51H227L228 54H226V51L223 52V53H225V54H224V58H225V59H227V57H225V55L229 56V54H230ZM230 51H231V50H230ZM232 51L234 52V50H232ZM232 51H231V53H233ZM236 51H238V49H237V50L235 49V52H234V53H237ZM245 51H246V49H245ZM245 51H243V52H244V55H245V53H247V52H245ZM250 51H249V52H250ZM41 52H42V50H41ZM52 52H53V51H52ZM106 52H107V51H106ZM122 52H123V51H122ZM138 52H139V54H138ZM138 52H137L138 56L141 55V52H140V51H138ZM160 52H161V51H160ZM165 52H167L166 54L168 55V51H165ZM186 52H187V51H186ZM208 52H211V51H208ZM221 52H222V50H221ZM239 52H240V51H238V55H237V56H241V55L243 54V52L241 51L242 54L239 55V54H240ZM249 52H248V54H247L248 57H250L249 55H250L253 51L250 52V54H249ZM259 52H260V50H259ZM20 53H21V51H20ZM20 53H19V54H20ZM91 53H90V54H91ZM93 53H94V52H93ZM107 53H108V54H107ZM107 53H105V54L103 53V54L105 55V57H107V56L110 54L109 52H107ZM114 53H111V54L115 55ZM126 53H125V51H124V54H126ZM145 53H146V52H145ZM147 53H148V52H147ZM155 53H156V52H155ZM155 53H152V52H151V53H149V55L152 54L151 56H153V54L155 55ZM171 53H172V54H175V53L172 52V51H171ZM192 53H193V52H192ZM192 53L190 52V55H191V56H192ZM203 53H202V54H203ZM215 53H216V55H217V51H215ZM218 53H219L220 56L222 55V57H223V54H221L220 51H219ZM27 54H28V53H27ZM34 54H35V53H34ZM42 54H44V53L42 52ZM42 54H41V55H42ZM56 54H57V55H58V54L61 55L62 52H61V54H60V50H59V52L56 53ZM65 54H66V52H65V53L63 52V54H62L61 56H62V57L67 56V54H66V55H65ZM82 54H83V53H82ZM94 54H95V53H94ZM94 54H93V55H94ZM121 54H123V53H121ZM124 54H123V55H124ZM129 54H130V53H129ZM131 54H132V53H131ZM131 54H130V55H131ZM134 54H135V53H133L132 56H134ZM156 54H158V52H157ZM162 54H163V53H161V55H162ZM169 54H170V53H169ZM176 54H177V53H176ZM184 54H189V53H188V52H187V53H185V52L183 53L182 56H183V59H184V58H185V59L182 61V63H184L185 60H186V58H187V57H185V56H188V55H185V56H184ZM193 54L195 55L196 52L193 53ZM205 54H203V55H201V56L203 57ZM210 54H211V53H210ZM253 54H254V53H253ZM253 54H251V55H253ZM76 55H74L73 59H72L71 57H70V58L74 61V58H75ZM79 55H80V53H79ZM79 55H78V59H79V57L81 56V55H80V56H79ZM85 55H86V54H85ZM91 55H92V54H91ZM93 55H92V56H93ZM130 55H129V56H130ZM159 55H160V54H159ZM196 55H197V54H196ZM199 55H198V56H199ZM206 55H205V57H207ZM211 55H212V54H211ZM211 55H209V56L211 57ZM213 55L215 56L214 58H216V60L214 61V63H215V62L217 61V59H218V60L220 59V58H219L220 56L218 55V58H217L215 54H213ZM213 55H212V56H213ZM231 55L233 56L234 54H231ZM235 55H236V54H235ZM31 56H33V55H31ZM34 56H35V55H34ZM89 56H90V55H89ZM89 56H88V59H89V58L92 59L91 56H90V57H89ZM94 56H95V55H94ZM94 56H93V57H94ZM115 56H117V57L119 56V57H120V55H115ZM115 56H114V58H115ZM125 56H127V55H125ZM129 56H127V57H129ZM132 56H130L129 59H132ZM162 56L166 57V55H164V54H163ZM171 56L173 57V55H171ZM175 56L177 57V55H175ZM175 56H174V58H175ZM232 56H231V57H232ZM245 56H246V55H245ZM245 56H244V57H245ZM40 57H41V56H40ZM43 57H44V56H43ZM81 57H82V56H81ZM81 57H80V58H81ZM84 57H85V56H83V58H84ZM102 57H103V55H102ZM108 57H109V56H108ZM134 57H135V56H134ZM136 57H137V56H136ZM136 57H135V58H136ZM141 57H142V59H144V58H143L144 56H141ZM147 57H148V56H147ZM149 57H150V56H149ZM149 57H148V59H149ZM153 57H154V58H152V59H155L156 56H153ZM178 57H179V56H178ZM178 57H177V59H178ZM188 57H189V56H188ZM195 57H196V56H193V59H192V58H190V59L187 58V59L190 61V60H194ZM199 57H200V56H199ZM233 57H234V59H233ZM233 57H232V60H233V61L235 60V62H236L235 56H233ZM241 57H243V56H241ZM248 57H247V58H248ZM251 57H252V56H251ZM255 57H256V56L254 55V58H255ZM258 57H259V56H258ZM0 58H1V57H0ZM36 58H37V57H36ZM44 58H45V57H44ZM85 58H87V56H86ZM114 58H113V59H114ZM120 58H121V57H120ZM122 58H124V57L122 56ZM156 58H157V57H156ZM159 58H160V57H159ZM166 58H168V56H167ZM166 58H163V59H166ZM212 58H213V57H212ZM214 58H213V59H214ZM224 58H223V59H224ZM247 58H244V59H247ZM254 58H253V57H252L251 59L249 58V59H250L249 62H251L252 59H254ZM78 59H77V62H78V64H79V63H80L79 61H81L82 58H81L80 60H78ZM93 59H94V58H93ZM104 59H106V58H103V60H104ZM108 59H109V58H108ZM116 59H117V58H115V61H116ZM127 59H128V58H127ZM140 59H141V58H140ZM142 59L140 60V62H142L143 65H144L145 62H143ZM145 59H146V58H145ZM150 59H151V58H150ZM152 59H151V60H152ZM170 59H171V57H170ZM172 59H173V58H172ZM177 59H175V60L177 61ZM205 59H207V58H204V57L201 58V57H200V61H201V62H202V60L206 61ZM229 59H230V56H229L228 60H226V61L228 62ZM241 59H242V58H241ZM257 59H258V58H255V60H254L253 62H255ZM75 60H76V59H75ZM82 60H83V59H82ZM84 60H85V62H87V63L89 62V63H90L89 60H88V61H86V59H84ZM84 60H83V61H84ZM95 60H96V59L93 60V61H94V62H93L94 64H96L95 62H97V60H96V61H95ZM100 60H102V59H101V56H100ZM103 60H102V61H103ZM109 60L114 61V60H112V59H109ZM117 60H118V59H117ZM123 60H124V59H123ZM123 60L120 59L121 62H122ZM157 60L159 61L158 58H157ZM157 60L155 59V61L157 62V63H156V62H155V63H156L157 65H156V64L154 65V63H153L154 61H153V60H152L153 62L150 61V60H149V62H150L151 65H152V63H153L154 66H158V65H159L158 63H160V62H162V61H159V62H158ZM160 60H162V59L160 58ZM175 60H174V61H175ZM188 60H187V61H188ZM197 60H199L198 57H197ZM209 60L212 61V59H210V58H209ZM230 60H231V59H230ZM258 60L260 61V58H259ZM263 60H264V59H263ZM22 61H23V60H22ZM104 61H105V63H106V60H104ZM115 61H114V62H115ZM131 61L133 62V59H132ZM131 61H130V60H129V62L126 61V63H128V65H131V64H129V63H131ZM164 61H165V60H163V63H164ZM167 61H168V62H167V63H168L167 65H170L171 62H172V64H173V61H172V60H171L170 64H169V61H170V60H167ZM176 61H175V62H176ZM189 61H188V62H189ZM200 61H199V62H200ZM204 61H203V62H204ZM211 61H210V62H211ZM224 61H225V60H223V62H222V61H220V62L224 63ZM238 61H241V60L239 59ZM242 61L245 62L246 60H243V59H242ZM68 62H70V61H68ZM74 62H75V64H74L73 62H70V63H71L70 65H71V66H74V65H75L74 67H76L78 64L76 65V61H74ZM100 62H101V61H100ZM108 62H109V63H107V64H110V61H108ZM123 62L125 63V61H123ZM136 62H138V59L136 60ZM140 62H139V64H140V66H141L142 64H141ZM151 62H152V63H151ZM180 62H181V61H180ZM193 62H194V63H193ZM203 62L201 63L202 65L204 64ZM218 62H219V61H218ZM230 62H231V61H230ZM243 62H242V64H245V63H243ZM253 62H252V63H253ZM5 63H6V62H5ZM81 63H83V62H81ZM81 63H80V68H79V69H82L81 66H82L83 64H81ZM87 63H86V64H87ZM89 63H88V64H89ZM101 63H103V62H101ZM105 63H104V64H105ZM111 63H112V62H111ZM115 63H116V62H115ZM118 63H119V62H117V64H118ZM124 63H123V64H124ZM165 63H166V62H165ZM165 63H164V64H165ZM186 63H187V62H185L184 64H186ZM196 63H198V61L195 60V61H192L191 64L194 66V64H196ZM216 63H217V62H216ZM233 63H234V62H231V63H229L228 65L232 64L231 67H233ZM258 63H259V62H258ZM258 63L256 62L255 64H258ZM261 63H262V60H261ZM261 63H260V65H259V64L257 65L258 69H259V67L261 66ZM263 63H264V62H263ZM54 64H55V63H54ZM67 64H68V63H67ZM72 64H73V65H72ZM86 64H85V65H86ZM90 64H92V63H90ZM97 64H98V63H97ZM97 64H96V66H97ZM107 64L103 66V67L105 68V70H106L107 67H109V66L111 65V64H110V65L107 66ZM135 64H137V63H135ZM135 64H133V66H134ZM139 64H137V65H139ZM176 64H177V63H176ZM184 64H183V65H184ZM198 64H199V63H198ZM207 64H208V62L206 63V66H207ZM220 64H221V63H219V64H217V65H219V67H220ZM225 64H226V63H225ZM225 64H222V65H225ZM235 64H236V63H235ZM239 64H240V63H239ZM242 64H241V65H242ZM248 64H249V63H248ZM9 65H10V64H9ZM13 65H14V64H13ZM34 65H36V64H34ZM51 65H52V64H51ZM102 65H103V64H102ZM102 65H101V66H102ZM119 65H122V64H120V63L118 64V69H119ZM151 65H149V64L147 65V63H146V64H145V67H146V66H151ZM160 65H161V64H160ZM167 65H165V66H167ZM192 65H191V66H192ZM199 65H200V64H199ZM208 65H209V64H208ZM210 65H211V64H210ZM213 65H214V64H213ZM213 65H212V66H209V67H211V70H212V71H215V70L218 71V70L220 69V68H219V69H215V70H213V68L215 67V66L213 67ZM215 65H216V64H215ZM262 65H264V64H262ZM15 66H16V65H15ZM15 66H14V67H15ZM36 66H37V65H36ZM38 66H39V65H38ZM48 66H50V65H48ZM58 66H59V65H58ZM67 66H69V65H67ZM67 66H66V67H67ZM89 66H90V65H89ZM92 66H93V65H92ZM105 66H107V67H105ZM111 66H117V65H111ZM111 66H110L109 68H112ZM125 66H127V65L121 66V67H122V70H118V71H119V72H120V71L123 72V70L126 68ZM154 66H153V67H150V68H152V69L155 70V67H154ZM162 66H163V64H162L161 66H158V68H157L158 70H155V71H159V72H160L159 69H160ZM178 66L180 67V64H179ZM178 66H177V67H178ZM184 66H185V65H184ZM188 66L190 67V64H189V63H188ZM188 66H186V67L188 68ZM196 66H197V69L194 71V73H195L196 71H198L199 69L203 70L202 68H203L205 65L202 66L201 68H199L200 66L198 67L197 64H196L194 67L196 68ZM206 66H205V69H206ZM247 66H249V65H247ZM252 66H255V65H252ZM3 67H4V66H3ZM6 67H7V65H6ZM11 67L13 68V66H11ZM40 67H41V66H39V69H40ZM51 67H53V66H51ZM51 67H49V68H51ZM55 67H57V66H55ZM74 67H73V69H71L72 67L70 68L71 71H70L68 68H67V69H68L69 71H68L67 69H66V70H67L68 72H72V70L76 69V68H74ZM82 67H83V66H82ZM97 67H100V66H97ZM121 67H120V68H121ZM145 67H143V68L146 69ZM159 67H160V68H159ZM171 67H172L171 69H174L173 66H171ZM182 67H183V66H182V64H181V67H180V68H182ZM186 67H185V68H186ZM212 67H213V68H212ZM217 67H218V66H217ZM223 67H225V66H223ZM223 67H222V68H223ZM231 67L229 66L230 69L234 70V69H235L236 67H238V66H236L235 68H234V67L231 68ZM239 67H240V65H239ZM241 67H242V66H241ZM243 67L245 68V66H243ZM250 67H251V66H250ZM261 67H262V66H261ZM35 68H37V67H35ZM41 68H42V69H40V70H42V71H43V69L46 70V68H43V67H41ZM57 68H62V67L59 66V67H57ZM64 68H65V67H64ZM84 68H86V67H84ZM84 68H83V71H84ZM95 68H96V67H95ZM104 68L102 69L103 71H104ZM114 68H115V67H114ZM123 68H124V69H123ZM148 68H149V67H148ZM150 68H149L148 70H150ZM162 68H169V69H170V67H164V66H163ZM162 68H161V70H163ZM187 68H186V69H187ZM191 68H192V67H190V69H187V71H188V70H191ZM195 68H192V69H195ZM215 68H216V67H215ZM246 68H247V67H246ZM246 68H245V70H246ZM7 69H8V68H7ZM7 69H6V70H7ZM22 69H23V68H22ZM31 69H33V67H32ZM37 69H38V68H37ZM55 69H56V68H55ZM77 69H78V68H77ZM88 69H90V68H88ZM88 69H87V70H88ZM92 69H94V68H92ZM112 69H113V68H112ZM116 69H117V67H116L115 69H113V70H116ZM127 69H128V68H127ZM127 69H125V70H127ZM130 69H131V68H130ZM132 69H133V67H132ZM140 69H142V67H140ZM140 69H139V71H141ZM205 69H204V70H205ZM236 69H237V68H236ZM239 69H240V68L237 69V74H238V72H239L240 70L243 71V68L240 69V70H239ZM262 69H263V68H262ZM12 70H13V69H11V71H12ZM25 70H26V69H25ZM53 70H54V68H52V72H53ZM58 70H61V69H58ZM96 70H97V71H100L101 68H100V69H96ZM102 70H101V71H102ZM125 70H124V71H125ZM142 70H143V69H142ZM148 70L146 71V74L152 72V70H151L150 72H148ZM166 70H167V69H166ZM166 70H164L165 73L167 72ZM176 70H177L178 72H180V70H178V68H177ZM176 70H174V72H175ZM184 70H185V69H184ZM207 70H208V69H207ZM207 70H206V71H207ZM220 70H221V69H220ZM222 70H223V69H222ZM222 70H221V71H222ZM226 70H228V68H226ZM238 70H239V71H238ZM249 70H250V69H248V71H249ZM252 70H253V69H251L250 72H252ZM2 71H3V69H2ZM11 71H10V72H11ZM15 71H16V70H15ZM62 71H63V70H61L60 74L62 73ZM67 71H65V72H66V75H67ZM78 71H80V70H77V72H78ZM88 71H89V70H88ZM88 71H87V72H88ZM103 71H102V72H103ZM107 71H108V70H107ZM127 71L129 72V70H127ZM127 71H126V72H127ZM131 71H133V70H131ZM155 71H153V72L156 73ZM187 71H186V72H187ZM192 71H193V70H192ZM208 71H210V68H209ZM212 71H211V72H212ZM235 71H236V70H235ZM242 71H241V73H242ZM248 71H245V72L247 73ZM259 71H260V69H259ZM259 71H256V72L259 73ZM3 72H4V71H3ZM16 72H17V71H16ZM18 72H20V71H18ZM44 72H45L46 74L49 73V72H47V71H44ZM44 72H43V73H44ZM54 72H55V71H54ZM54 72H53V73H54ZM63 72H64V71H63ZM73 72H74V71H73ZM87 72H86V70H85L84 73H87ZM105 72H106V71H104L103 74H104ZM110 72H112L113 74L115 73V72H113L112 70H110L109 73H107V74L105 73L106 75L104 74L105 77H107V75H110ZM116 72H117V71H116ZM135 72L137 73V71H135ZM143 72H144V71H143ZM143 72L141 73L140 76H144V75H142ZM153 72H152V73H153ZM164 72L161 71V73L165 74ZM178 72H177V73H178ZM201 72H205V71H201ZM222 72H223V71H222ZM222 72H220V73H222ZM228 72H230V70H229ZM245 72H243V73H245ZM261 72L263 73L264 71H263V70L260 71V74H258V75H262V76H263L264 73L261 74ZM20 73H21V72H20ZM26 73H27V72H26ZM41 73H42V72H41ZM55 73H56V72H55ZM58 73H59V71L57 72V74H58ZM78 73H79V74H80V73L83 74L81 71L78 72ZM88 73H90L89 75H90V77H91V74H92V73L94 74V73H96V72L93 71V72L91 73V69H90V71H89ZM98 73H100V72H98ZM98 73H97V74H98ZM120 73H121V72H120ZM167 73H169V72H167ZM177 73H176V74H177ZM194 73L192 72V74L195 75V76H196L197 73H199L200 75H203V74H204V73L201 74L200 71L196 72V74H194ZM212 73L215 74V72H212ZM212 73H210V74L213 75ZM216 73H217V72H216ZM220 73L218 72L217 77H219L218 75H219ZM223 73H225V72H223ZM223 73H222V74H223ZM231 73H232V71H231ZM241 73H239L238 75L240 76ZM243 73H242V74H243ZM246 73L243 74V75L246 76ZM2 74H3V73H2ZM71 74H72V73H70L69 76L72 77ZM93 74H92V77H93ZM100 74L102 75V73H100ZM100 74H98V75H100ZM113 74H112V76H113ZM117 74H118V73H117ZM128 74H129V73H127V74H125V75H128ZM131 74H132V73H131ZM133 74H134V73H133ZM133 74H132V76H133ZM138 74H140V73H138ZM144 74H145V73H144ZM169 74H170V73H169ZM181 74H182V73H181ZM181 74H178V75L181 76ZM199 74H197V75L199 76V79H200L201 77H200ZM207 74L210 75L208 72H207ZM222 74H220V75H222ZM229 74H230V73H229ZM234 74H235V73H234ZM234 74H233V75H234ZM237 74H235L236 76L234 75L235 77H233V76H232V77H233V78H236V77H237ZM248 74H249V73H248ZM255 74H256L255 76H256V80H257V76H258V75H257V73H255ZM0 75H1V74H0ZM12 75H13V74H12ZM49 75H51V74H49ZM53 75H54V74H52V76H53ZM58 75H59V74H58ZM75 75H76V70H75L74 76H75ZM86 75H87V74H86ZM86 75H83V76L86 77ZM89 75H88L87 77H89ZM94 75H96V74H94ZM104 75H103V76H104ZM121 75H123V74L121 73ZM121 75L119 76V74H118V76H116V75L114 74V76H116V77H127V76H124V75L121 76ZM134 75H135V74H134ZM147 75H148V74H147ZM152 75H153V74H152ZM152 75L150 74V76H152ZM157 75H159L158 77H160V78L163 76V75H160V74H157ZM165 75H166V74H165ZM171 75H172V74H171ZM174 75H175V73H174ZM182 75H183V74H182ZM204 75H205V74H204ZM204 75H203V76H204ZM224 75H225V74H224ZM243 75H241V76H243ZM5 76H6V75H5ZM17 76H18V75H17ZM27 76H28V75H27ZM30 76H31V75H30ZM54 76H55V75H54ZM59 76H60V75H59ZM59 76H57V77H59ZM83 76H82V77H83ZM128 76H129L128 78L130 79V74H129ZM140 76H139V77L137 76V79L140 78ZM153 76H156V75H153ZM172 76H173V75H172ZM190 76H192V75H190ZM190 76H189V77H190ZM203 76H202V78H203ZM213 76H214V75H213ZM213 76H212V77H213ZM215 76H216V75H215ZM226 76H227V75H226ZM226 76H223V79H225V81H226V79H227ZM239 76H238V77H239ZM241 76L239 77L240 79H241ZM251 76H253V75H251ZM251 76H249V77H251ZM7 77H8V75H7ZM33 77H35V76H33ZM60 77H61V76H60ZM60 77H59V78H60ZM87 77L84 78V79H82L81 76H78V78H74V79L77 80V79L80 78V80L83 81V80H85V79H88ZM92 77L90 78L91 80L89 79L90 81L96 79V78L93 79ZM96 77H97V75H96ZM108 77H109V76H108ZM133 77H136V75L133 76ZM133 77H132V78H133ZM146 77H147V76H144L143 78H144L145 80H147V79L149 78V76H148L147 79H146ZM156 77H157V76H156ZM164 77L167 78L168 75H167V76H164ZM164 77H163V79H165ZM175 77H176V76H175ZM208 77H209V79H208ZM208 77H207V78L204 77L205 79L203 78L202 80H206V79H208V80L210 81L209 83H211L210 76H208ZM221 77H222V76H221ZM224 77H225V78H224ZM246 77H247V76H246ZM246 77H244V78H246ZM259 77H261V76H259ZM3 78H4V77H3ZM15 78H16V77H15ZM59 78H58V79L56 78L57 81H55V82H58V81H59ZM64 78H66V76H65ZM67 78H68V77H67ZM101 78H102V77H101ZM101 78H100V79H101ZM103 78H104V77H103ZM103 78H102V80H103ZM112 78H113V77H112ZM114 78H115V77H114ZM141 78H142V77H141ZM141 78H140V80H142ZM150 78H151V77H150ZM150 78H149V79H150ZM154 78H155V77H154ZM168 78H170V77H168ZM171 78H172V77H171ZM181 78L183 79L184 77L181 76ZM181 78H176V80H177V79H181ZM185 78H186V77H185ZM185 78H184V79H185ZM196 78H197V77H195V79H196ZM214 78H216V77H214ZM233 78H232V79H233ZM239 78H238V80H239ZM242 78H243V77H242ZM251 78H252V77H251ZM263 78H264V77H263ZM263 78H262V79H263ZM7 79H8V78H7ZM11 79H12V78H11ZM22 79H23V77H22ZM29 79H30V78H29ZM37 79H39V78H37ZM100 79L97 78V80H100ZM104 79H105V78H104ZM119 79H120L119 81L122 82V81H123L124 79H126V78H124V79H122V80H121V78H119ZM137 79H134V80H137ZM144 79L141 81L142 84H143ZM151 79H153V77H152ZM163 79H162V80H163ZM191 79L194 80V77H191ZM211 79H212V78H211ZM229 79H230V78L228 77L227 82L229 81ZM232 79H231V81H232ZM248 79H249V78H248ZM248 79H245V82H247ZM13 80H15V79H13ZM13 80H12V81H13ZM35 80H36V79H35ZM44 80H45V79H44ZM65 80H66V79H65ZM65 80L63 79L64 83H66ZM76 80H74V81H76ZM89 80H87L88 82L86 81V83H90ZM107 80H108L107 78H106L105 80H103V83H106V84H107V82H104V81H107ZM109 80H110V77H109ZM113 80H114V79H113ZM113 80H112V82H114ZM162 80H161V81H162ZM166 80H167V79H166ZM169 80L172 81V82H174L172 79H169ZM208 80H206V81H208ZM218 80L220 81V79H218ZM218 80L216 79V81H218ZM236 80H237V79H236ZM246 80H247V81H246ZM263 80H264V79H263ZM9 81H10V79H9ZM63 81H62V79H60V83H62ZM66 81H67V80H66ZM95 81H96V80H95ZM125 81H126V80H125ZM125 81H124V82H125ZM138 81H139V79H138ZM147 81H149L150 83L152 82V80H151V81H150V80H147ZM154 81H155V82H154ZM159 81H160V80H159ZM179 81H180V80H179ZM206 81H205V83H207ZM219 81H218V82H219ZM243 81H244V80L241 79V82H242V83H243ZM249 81H250V79H249ZM251 81H252V80H251ZM251 81H250V82H251ZM261 81H262V80H261ZM3 82H4V81H3ZM13 82H14V81H13ZM16 82L18 83V81H16ZM16 82H15V83H16ZM77 82H78V81H77ZM77 82H76V83H77ZM84 82H85V81H84ZM92 82H93V81H92ZM115 82H116V79H115ZM115 82H114V83H115ZM126 82H127V81H126ZM126 82H125V83H126ZM131 82H132V81H131ZM131 82H128V83L131 84ZM133 82H134V81H133ZM149 82H148V83H149ZM153 82H154V86L157 87V86H156V85H157V84H156V82H157L156 79H155V80L153 79ZM172 82H171V84H172ZM181 82H182V81H181ZM181 82H180V83H181ZM184 82H188L187 79H186ZM193 82H194V85H197V83H198V82H196V81H193ZM199 82H200V83H199L198 85L201 86V85H200V84H202V83H201V80H200ZM223 82H224V81H223ZM223 82L221 81L222 84H224ZM227 82H225V84H226ZM238 82H239V81H238ZM245 82H244V83H245ZM252 82H254V79H253ZM257 82H259V81H257ZM262 82H263V81H262ZM51 83H52V82H51ZM53 83H54V82H53ZM58 83H59V82H58ZM68 83H69V82H68ZM78 83H82V82H78ZM93 83H94V82H93ZM95 83H97V81H96ZM98 83L103 84L102 82H98ZM110 83H111V81H110ZM118 83H119V82H118ZM122 83H123V82H122ZM122 83H121V84H122ZM128 83H127V84H128ZM136 83L138 84L139 82L136 81V82H135V85H137ZM144 83H145V82H144ZM159 83H161V82H159ZM165 83H166V82H165ZM167 83H168V82H167ZM180 83H179V84H180ZM195 83H196V84H195ZM209 83H208V84H209ZM235 83H236V81H234V85L237 84V83H236V84H235ZM2 84H3V83H2ZM2 84H1V85H2ZM4 84H6V83H4ZM12 84H13V83H12ZM12 84H11V85H12ZM24 84H26V83H24ZM33 84H34V83H33ZM33 84H32V85H33ZM123 84H124V83H123ZM132 84H133V83H132ZM155 84H156V85H155ZM161 84H162V83H161ZM161 84H160V85H161ZM173 84H174V83H173ZM173 84H172V87H171L172 91H173V88L176 87L175 85H174V87H173ZM175 84L177 85V83H175ZM181 84H183V82H182ZM184 84H185V83H184ZM190 84H192V88H193V83L191 82ZM208 84H207V85H208ZM219 84H220V83H219ZM222 84H220V86H221ZM240 84H241V83H240ZM1 85H0V87H3V88L0 89V93H1L2 90H5V87H6V85H5V87H4V86H1ZM7 85H8V83H7ZM14 85H15V87H16V84H14ZM20 85H22V84H19V86H20ZM96 85H97V84H96ZM133 85H134V84H133ZM133 85H132V86H133ZM138 85H139V84H138ZM138 85H137V87L140 88L141 86H138ZM140 85H141V84H140ZM145 85H147V84H144V87H145ZM149 85H150V84H149ZM151 85H152V84H151ZM168 85H169V83H168ZM168 85H167V86H168ZM188 85H189V84L187 83V87H188ZM204 85H205V84H204ZM210 85H211V84H210ZM214 85H215V84H213V86H214ZM227 85H228V84H227ZM238 85H239V84H238ZM238 85H237V86H238ZM241 85H242V84H241ZM241 85H239V86H241ZM9 86H10V83H9ZM27 86H28V85H27ZM46 86H47V85H46ZM103 86H104V85H103ZM124 86H125L124 89H126V84H125ZM127 86H128V85H127ZM129 86H131V85H129ZM152 86H153V85H152ZM152 86H151L150 91L152 90ZM161 86H162V85H161ZM170 86H171V85H170ZM170 86H169V87H170ZM177 86H178V85H177ZM183 86H184V85H183ZM199 86H196V87H199ZM202 86H203V84H202ZM202 86H201V87H202ZM215 86H218V85H215ZM215 86H214V87H215ZM231 86L233 87V85H231ZM245 86H246V85H245ZM24 87H25V85H24ZM105 87H108V86L106 85ZM134 87H135V86H133V88H134ZM144 87H142V88H144ZM146 87H147V86H146ZM163 87H166V84H165V85L163 84ZM181 87H182V86L180 85V89H179V88H176V91L178 92V90L183 89V87H182V88H181ZM187 87L184 86V89L187 88ZM196 87L194 86V88H195L196 90H197V89H201V87H200V88H196ZM232 87H231L230 89H232ZM16 88H18V89H17V91H18V90H19V87L17 86ZM43 88H44V87H43ZM109 88H110V87H109ZM127 88H129V87H127ZM130 88H131V87H130ZM130 88H129V90H130ZM135 88H136V87H135ZM135 88H134V90H135ZM158 88L161 89V87H158ZM204 88H205V86H204ZM204 88H202V89H204ZM209 88L211 89L212 87H209ZM225 88H227V87H225ZM225 88H224V89H225ZM238 88H241V87H238ZM246 88H247V87H246ZM246 88H245V90H246ZM21 89H22V87H21ZM21 89H20L19 91H21ZM70 89H71V88H70ZM103 89H104V88H103ZM116 89H117V88H116ZM136 89H137V88H136ZM144 89H147V88H144ZM144 89H142V91H143ZM169 89H170V88H169ZM171 89H170V90H171ZM174 89H175V88H174ZM177 89H178V90H177ZM184 89H183V90H184ZM202 89H201V91H202ZM216 89L219 91L220 87H219V88L216 87L215 89L213 88L212 90L216 91ZM228 89H229V87H228ZM228 89H227L226 91H228ZM230 89H229V90H230ZM243 89H244V88H243ZM29 90H30V89H29ZM41 90H42V89H41ZM117 90H118V89H117ZM121 90H122V89H121ZM131 90H132V89H131ZM134 90H133V91H134ZM137 90H140V89H137ZM137 90H135V91H137ZM162 90H163V89H162ZM162 90H161V91L158 90V92H159V91L162 92ZM165 90H166V88H165ZM167 90H168V87H167ZM167 90H166V91H167ZM190 90H191V89H190ZM193 90H194V89H193ZM193 90H192L191 92L194 93V95H196V93H199V92H200V90H199V92H197V91H198V90H197L196 93H195ZM221 90H223L222 87H221ZM221 90H220V91H221ZM233 90H234V89H233ZM11 91H12V90H11ZM17 91H16V92H17ZM24 91H25V92H24ZM46 91H47V90H46ZM107 91H109V89H108ZM115 91H116V90H115ZM115 91H113V92H115ZM125 91H127V96H128V93H129L128 90H124L123 93H125ZM133 91H132V92H133ZM135 91H134V92H135ZM150 91H149V92H150ZM152 91H153V90H152ZM163 91H164V90H163ZM166 91H164V92H166ZM205 91H207V90L204 89V93L209 92L210 94H212V93L210 92L211 90H209V91H207V92H205ZM214 91H212V92H214ZM223 91L225 92V90H223ZM231 91H232V90H231ZM236 91H237V90H236ZM239 91H240V90H239ZM8 92H9V91H8ZM26 92H27L26 90H22V93H20V92H18V93H20V94L25 93V94H23V95L25 96L24 100H27V99L29 100V98L26 99V97H27V96H26ZM33 92H34V91H33ZM53 92H54V91H53ZM66 92H68V91H66ZM72 92H73V91H72ZM118 92L121 93V92L118 90V91L116 92V94H117ZM155 92H156V89L154 90V93H155ZM168 92H169V91H168ZM174 92H175V90H174ZM186 92L189 93L190 91H189V90H186ZM229 92H230V91H229ZM229 92H225L224 95H225L226 93H229ZM234 92H235V91H234ZM244 92H245V91H244ZM14 93H15V92H14ZM70 93H71V92H70ZM130 93H131V92H130ZM137 93H138V91H137ZM139 93H141V90L139 91ZM179 93H182V92H179ZM187 93H186V94H187ZM200 93H201V92H200ZM200 93H199V95H200ZM215 93H216V92H215ZM219 93H220V92H219ZM222 93H223V92L221 91V95H222ZM235 93H236V96H237V94H239L240 92H239V93H238V92H235ZM3 94H4V93H3ZM48 94H49V93H48ZM52 94H53V93H52ZM66 94H67V93H66ZM74 94H75V93H74ZM74 94H72V95H74ZM76 94H77V93H76ZM76 94H75L74 96H76ZM125 94H126V93H125ZM131 94H132V96H133V93H131ZM131 94H129V96H130ZM183 94H184V93H183ZM202 94H203V91H202ZM240 94H241V93H240ZM0 95H1V94H0ZM80 95H81V94H80ZM138 95H139V94H138ZM149 95H152V93H150ZM153 95H155V94H153ZM159 95H160V98H161V96H163V95H165V94L163 93V95H162L161 93H159ZM169 95H171V92L168 94V96H169ZM172 95H173V94H172ZM175 95H176V93H175ZM187 95H188V94H187ZM187 95H186V96H187ZM190 95H191V93H190ZM190 95H189V97H190ZM194 95H191V97L194 96ZM206 95H209V94H206ZM221 95H220V96H221ZM227 95L229 96V95H231V94H227ZM227 95H226V96H227ZM18 96H19V95H18ZM24 96H23V97H24ZM40 96H41V95H40ZM45 96H46V95H45ZM70 96H71V95H70ZM117 96H118V95H117ZM119 96H120V95H119ZM129 96H128V97H129ZM134 96H136L135 98L138 97L136 94H134ZM134 96H133V97H134ZM139 96H140V95H139ZM156 96H157V95H156ZM166 96H167V94H166ZM180 96L182 97V95H180ZM200 96H201V95H200ZM209 96L211 97L210 99H212L213 96H215V95H209ZM228 96H227V98H228ZM239 96H240V95H239ZM239 96H238V97H239ZM241 96H242V95H241ZM241 96H240V97H241ZM10 97H12V96H10ZM13 97H14V96H13ZM19 97H20V96H19ZM28 97H29V95H28ZM31 97H32V96H31ZM50 97H51V96H50ZM151 97H152V96H151ZM151 97L149 96L148 99H150ZM153 97L155 98V96H153ZM153 97H152V98H153ZM181 97H180V98H181ZM198 97H199V96H198ZM201 97H203V96H201ZM201 97H200V99H201ZM207 97H208V96H207ZM223 97H225V96H223ZM240 97H239V98H240ZM55 98L57 99V97H55ZM75 98H76V97H75ZM75 98H74V99H75ZM131 98H132V97H131ZM131 98H130V100H132ZM154 98H153V99H150V100H154ZM160 98H159V96H158L159 101H160ZM173 98H175V97H174V96H173V97L171 96V99H173ZM177 98H178V96H177ZM177 98H176V100H177ZM195 98L199 100V98H197L196 96H195ZM203 98H204V97H203ZM203 98H202L203 101H208V100H206L207 98H206V99H203ZM208 98H209V97H208ZM220 98H221V97H220ZM220 98H219V99H220ZM1 99H3V98H1ZM9 99H10V98H9ZM21 99H22V101H23V98H22V97H21ZM21 99H20V100L18 99V100L21 101ZM46 99H47V98H46ZM52 99H54V97H53ZM76 99H77V98H76ZM81 99H82V98H81ZM138 99H139V97H138ZM138 99H135V100H138ZM156 99H157V98H156ZM158 99L156 100V102H158ZM183 99H184V102H185V103H188V102H189V101H187V99H185V95H184V98H183ZM192 99H193V102H194V101L196 102V100H194L193 97H192ZM219 99H218L217 101H219ZM222 99H223V98H222ZM16 100H17V99H16ZM28 100H27V103H28ZM40 100H41V99H40ZM86 100H87V99H86ZM133 100H134V99H133ZM133 100H132V101H133ZM135 100H134V101H135ZM174 100H175V99H174ZM178 100H179V99H178ZM181 100H182V98H181ZM181 100H180V101H181ZM214 100H215V99H214ZM33 101H34V100H33ZM47 101H48V100H47ZM62 101H63V100H62ZM77 101H78V100H77ZM81 101H82V100H81ZM199 101H200V100H199ZM203 101H202V102H203ZM209 101H210V100H209ZM220 101H221V100H220ZM220 101H219V102H220ZM223 101H224V100H223ZM0 102H1V101H0ZM8 102H9V101H8ZM24 102H26V101H24ZM36 102H37V101H36ZM40 102H41V101H40ZM45 102H46V101H45ZM96 102H97V101H96ZM156 102H155V103H156ZM182 102H183V101H182ZM184 102H183V103H184ZM200 102H201V101H200ZM213 102H216V101H212V103H213ZM221 102H222V101H221ZM6 103H7V102H5V104H6ZM20 103H21V102H20ZM29 103H31V102H29ZM34 103H35V102H34ZM38 103H39V101H38ZM41 103H42V102H41ZM63 103H64V102H63ZM98 103H100V102H98ZM101 103H102V102H101ZM190 103H191V102H190ZM190 103H189V104H190ZM204 103H205V102H204ZM206 103H207V102H206ZM206 103H205V104H206ZM212 103H207V104L210 105V104H212ZM35 104H36V103H35ZM82 104H83V103H82ZM189 104H188V105H189ZM192 104H193V103H192ZM197 104H198V103H196V105H197ZM15 105H16V104H15ZM36 105H38V104H36ZM48 105H49V104H48ZM97 105H98V104H97ZM102 105H103V104H102ZM190 105H191V104H190ZM193 105H195V103H194ZM193 105H191L192 107L190 106V108L195 109V108H193ZM202 105H203V104H202ZM0 106H1V105H0ZM83 106H84V105H83ZM107 106H108V105H107ZM111 106H112V105H111ZM203 106H204V105H203ZM203 106H202V107H203ZM35 107H37V106H35ZM79 107H80V106H79ZM95 107H96V105H95ZM101 107H102V106H101ZM137 107H138V106H137ZM139 107H141V106H139ZM186 107H187V106H186ZM197 107H198V106H197ZM200 107H201V105H200ZM200 107H199V108H200ZM92 108H93V107H92ZM106 108H107V107H106ZM113 108H114V107H113ZM113 108H112V109H113ZM120 108H121V107H120ZM142 108H143V107H141V109H142ZM188 108H189V107H188ZM23 109H24V108H23ZM23 109H22V110H23ZM28 109H29V108H28ZM43 109H44V108H43ZM74 109H75V107H74ZM117 109H118V108H117ZM141 109H140V110H141ZM197 109H198V108H197ZM84 110H85V109H84ZM93 110H94V109H93ZM100 110H101V109H100ZM100 110H98V111H100ZM102 110H103V109H102ZM102 110H101V111H102ZM104 110H105V109H104ZM140 110H139V111H140ZM0 111H1V110H0ZM75 111H76V110H75ZM94 111H96V110H94ZM101 111L98 112V113H101ZM106 111H107V110H106ZM50 112H51V111H50ZM83 112H84V111H83ZM102 112H103V111H102ZM113 112H114V111H113ZM146 112H147V111H146ZM5 113H6V112H5ZM47 113H48V112H47ZM105 113H106V112H105ZM110 113H111V112H110ZM115 113H116V111H115ZM14 114H16V113H13V115L11 114V116L9 115L10 117L7 116L6 118H11L12 116H14ZM19 114H20V113H19ZM78 114H79V113H78ZM165 114H166V113H165ZM178 114H179V112H178ZM178 114L176 113V116L179 118ZM16 115H17V114H16ZM102 115H103V114H102ZM110 115H111V114H110ZM171 115H172V114H171ZM171 115L168 113V116H171ZM17 116H18L17 119H18L19 121H22V119H20L19 115H17ZM81 116H82V115H81ZM91 116H92V115H91ZM93 116H94V115H93ZM165 116H167V115H165ZM168 116H167V117H168ZM3 117H4V116H3ZM101 117H102V116H101ZM105 117H106V116H105ZM107 117H108V115H107ZM6 118H5L4 120H6ZM12 118L15 119L16 122H17V119H16V118H14V117H12ZM108 118H110V117H108ZM172 118H174V117H172ZM175 118H176V117H175ZM13 119H11V121H14ZM25 119H26V118H25ZM36 119H37V118H36ZM47 119H48V118H47ZM89 119H90V118H89ZM106 119H107V118H106ZM117 119H118V118H117ZM7 120H8V119H7ZM11 121H9V122H11ZM26 121H30V120H25V122H26ZM31 121H32V119H31ZM35 121H36V120H35ZM43 121L46 122L45 120H43ZM58 121H59V120H58ZM2 122H3V120H2L0 123H2ZM9 122H7V123H9ZM14 122H15V121H14ZM14 122H13V124H15ZM22 122H23V123H22L21 125H20L21 122H20V123L18 122V124H19L21 127H22V125H25L24 127H27V126L29 127V125H31V124L34 123V122H33V123L30 122V124H27V126H26V124H24V120H23ZM44 122H43V123H44ZM53 122H54V121H53ZM63 122H64V121H63ZM82 122H83V121H82ZM95 122H96V121H95ZM119 122H121V121L119 120ZM38 123L40 124V123H42V122L40 121V122H38ZM38 123L36 122L37 125H38ZM43 123H42V124H43ZM46 123H48V126L50 125L49 122H46ZM46 123H45L44 125L47 126ZM2 124H6V122H4V123H2ZM2 124H0V125L3 126ZM9 124H10V123H9ZM9 124H6V125H5L6 128H7V126H8ZM11 124H12V122H11ZM13 124H12V125H13ZM18 124L16 123V125H18ZM34 124H35V123H34ZM34 124H33V125H34ZM73 124H74V123H73ZM81 124H84V123H81ZM81 124H80V125H81ZM91 124H92V123H91ZM94 124H95V123H94ZM112 124H113V123H112ZM114 124H115V123H114ZM114 124H113V125H114ZM12 125H11V126H12ZM19 125H18V127H20ZM58 125H59V124H58ZM102 125H103V124H102ZM1 126H0V127H1ZM5 126H3V127L5 128ZM9 126H10V125H9ZM9 126H8V127H9ZM46 126H44V127H46ZM88 126H89V125H88ZM3 127H2V128H3ZM24 127H23V128H24ZM28 127H27V128H28ZM34 127H35V126H34ZM38 127H41L40 129L44 128L42 125H41V126L38 125ZM50 127H52V126L50 125ZM50 127H49V128H50ZM9 128H14V125H13V127H9ZM9 128H7V129H9ZM15 128H16V126H15ZM23 128H22V129H23ZM27 128H25V130H28V129H29V128H28V129H27ZM36 128H37V127H36ZM36 128H35V129H36ZM49 128H45V129H46V130H44L45 133H46V131H48L47 129H49ZM104 128H105V127H104ZM111 128H112V127H111ZM0 129H1V128H0ZM30 129H31V128H30ZM30 129H29V132L32 131V130H30ZM32 129L34 130L33 126H32ZM10 130H12V129H10ZM10 130H8V133L6 132L7 135H9V133L11 132ZM13 130H14V129H13ZM16 130H17V132H16V134H14L15 136L18 135L17 133L22 134V133L25 131V130L23 129L24 131L21 133V132L19 131L20 129H15V131H16ZM36 130H38L37 132L40 131V134L38 135V136L40 137L41 132H43V130L41 131V130H39V128L36 129ZM53 130H54V129H53ZM77 130H79V128H78ZM109 130H110V129H109ZM109 130H108V131H109ZM9 131H10V132H9ZM15 131H14V132H15ZM34 131H35V130H34ZM34 131H32V132H34ZM54 131H55V130H54ZM61 131H62V130H61ZM82 131H83V130H82ZM1 132H2V131H0V133H1ZM32 132H30V134H29L30 136L32 135ZM48 132H49V131H48ZM55 132H56V131H55ZM55 132H54V133H55ZM3 133H5V129H4V132H3ZM6 133H5V134H6ZM12 133H13V132H12ZM27 133H28V132H27ZM50 133H51V132H50ZM57 133H58V132H57ZM84 133H85V132H84ZM43 134H44V133H42V135H43ZM46 134H47V133H46ZM55 134H56V133H55ZM78 134H79V132H78ZM1 135H2V134H1ZM1 135H0V136H1ZM7 135H5V136L7 137ZM14 135H13V136H14ZM22 135H24V134H22ZM22 135H21V136H22ZM29 135H28V136H29ZM34 135H35V136H34ZM34 135H33V136L36 137V134H34ZM53 135H54V134H53ZM59 135H60V134H59ZM72 135H73V134H72ZM10 136H12V135L10 134ZM13 136H12V138H14ZM18 136H19V140H20V139H21V138H20L21 136H20V135H18ZM18 136H16V137L18 138ZM24 136H25V137H24ZM24 136H22V137H23L22 139H25V138H26L25 140H27V142H28V141L30 140V138H29V140L27 139L28 136L26 135V131H25V135H24ZM26 136H27V137H26ZM38 136H37L36 138H38ZM45 136H46V135L44 134L43 137H45ZM47 136H48V135H47ZM75 136H76V135H75ZM80 136H81V135H80ZM82 136H83V135H82ZM101 136H102V135H101ZM16 137H15V138H16ZM34 137H33V139H34ZM50 137H51V136H50ZM55 137H56V136H55ZM63 137H64V136H63ZM0 138H2V137H0ZM12 138L10 137L9 140L13 141L14 139L12 140ZM31 139H32V138H31ZM78 139H79V138H78ZM6 140H7V139H6ZM6 140H5V141H6ZM19 140H18V142H19ZM34 140H36V139H34ZM34 140H32V142H35ZM41 140H42V139H41ZM46 140H47V139H46ZM46 140H45V141H46ZM0 141H1V139H0ZM2 141H3V139H2ZM2 141H1V142H2ZM5 141H4V142H5ZM11 141H10V142H11ZM21 141H22V140H21ZM21 141H20V142H21ZM43 141H44V140H43ZM45 141H44V142H45ZM50 141H51V140H50ZM52 141H53V139H52ZM72 141H73V140H72ZM4 142H3V143H4ZM7 142H8V141H7ZM15 142H16V140H15ZM27 142H25V144H26ZM30 142H31V141H30ZM30 142L27 143L26 145L28 146L29 144L32 143V142H31V143H30ZM39 142H40V141H39ZM3 143H1V144H3ZM8 143H9V142H8ZM8 143H7V146H5V148H6V147H9V146H8ZM22 143H23V142H22ZM53 143H54V142H53ZM69 143H71V142H69ZM79 143H80V142H79ZM14 144H15V143H14ZM16 144H17V143H16ZM25 144H22V145L25 146ZM63 144H64V143H63ZM3 145H4V144H3ZM17 145H18V144H17ZM31 145H32V144H31ZM42 145H43V144H42ZM12 146H13V145H12ZM12 146L10 145V148H14V147H16L15 145H14V147H12ZM27 146H25L26 149H27V148L29 149V146H28V147H27ZM32 146H33V145H32ZM55 146H56V145H55ZM62 146H63V145H62ZM72 146H73V144H72ZM76 146H77V145H76ZM0 147H1V145H0ZM19 147H21V146L19 145ZM25 147H24V148H25ZM35 147H36V146H35ZM42 147H43V146H42ZM46 147H48V146H46ZM50 147H51V146H50ZM56 147H57V146H56ZM78 147H79V146H78ZM2 148H3V147H2ZM24 148H21V150L24 149ZM33 148H34V146H33L31 149L33 150ZM38 148H39V147H38ZM81 148H82V147H81ZM14 149H15V150H13V151L15 152V151H16V148H14ZM19 149H20V148H19ZM19 149H18V151L20 152L21 150H19ZM28 149H27L26 152H28ZM32 150L30 151L31 153L34 151V150H33V151H32ZM51 150H52V149H51ZM72 150H73V149H72ZM18 151H17V152H18ZM40 151H41V149H40ZM44 151H45V150H44ZM0 152H1V148H0ZM2 152L5 153V151H3V150H2ZM10 152H12V151L10 150ZM14 152H13V153H14ZM17 152H15V153H16V154H19V152H18V153H17ZM22 152H25V150L22 151ZM22 152H21V153H22ZM37 152H39V151H35L34 153H37ZM42 152H43V150L40 152V154H41ZM50 152H51V151H50ZM50 152H49L48 154H50ZM13 153H12V158L14 157V156H13ZM15 153H14V154H15ZM21 153H20V154H21ZM31 153H30V154H31ZM44 153H45V152H43L42 154H44ZM59 153H63V152H59ZM66 153H67V152H66ZM73 153H75V152H73ZM22 154H23V153H22ZM22 154H21V156H22ZM32 154H33V153H32ZM32 154H31V155H32ZM46 154H47V151H46ZM46 154H45V155H46ZM63 154H64V153H63ZM67 154H68V153H67ZM6 155H7V154H5L4 157L7 159ZM24 155H26V157L29 158V156H27L28 154L25 153V154H23V156H24ZM35 155H37V154H34L33 157L31 156L32 159L30 158V160H33ZM55 155H56V154H55ZM15 156L17 157V158L15 157V158H16V161L18 162L20 158H19L17 155H15ZM38 156H39V155H38ZM38 156H36V159H37V160H38V158H40L42 155L39 156V157H38ZM43 156H44V155H43ZM51 156H53V155H51ZM56 156H57V155H56ZM56 156H55V157H56ZM60 156H61V154H60ZM74 156H75V155H74ZM1 157L4 158V157H3V154H2ZM24 157H25V156H24ZM24 157H22V158H24ZM37 157H38V158H37ZM46 157H47V159H49L47 155H46ZM53 157H54V156H53ZM68 157H69V156H68ZM78 157H79V156H78ZM8 158H9V157H8ZM12 158H11V159H12ZM15 158H14V159H15ZM41 158H42V160L40 159V161L42 162V164H40L41 162H40V163L38 162V163L40 164V167H44V166L46 165L45 162H48L49 160H48V161H44L45 157H41ZM43 158H44V159H43ZM75 158H76V157H75ZM75 158H73V159H75ZM3 160H4V161H7L8 159H7V160L3 159ZM12 160H13V159H12ZM12 160H10V161H12ZM22 160H23V162H24L25 159H22ZM26 160H27V159H26ZM26 160H25V161H26ZM69 160H72V158L69 159ZM77 160H78V158H77ZM4 161H2V162L0 161V162L3 163ZM43 161H44V162H43ZM64 161H65V160H64ZM14 162H15V160H14ZM14 162H12V163H14ZM17 162H15L14 164H17ZM26 162H27V161H26ZM26 162H24L25 165H26ZM35 162H36L35 159L33 160V163H34V164H32L31 161H30V162L28 161V163H29V164L31 163L32 166H36V165H35ZM51 162H52V161H51ZM59 162H60V161H59ZM70 162H71V161H70ZM1 163H0V165H4V166L6 165V164H1ZM21 163H22V162H21ZM21 163L18 162V164H17L18 166H15V169H16L15 172L17 171V168H18L19 166L23 165V164H21ZM49 163H50V162H48V164H49ZM55 163H56V162H55ZM71 163H74V162H71ZM10 164H11V163H10ZM19 164H20V165H19ZM31 164H30V166H31ZM43 164H45V165L42 166ZM68 164H69V162H68ZM7 165H8V164H7ZM27 165H28V164H27ZM58 165H59V164H58ZM69 165H70V164H69ZM23 166H24V165H23ZM30 166H29V167H30ZM38 166H39V165H37V167H38ZM46 166L48 167V165H46ZM46 166L44 167V169H45V170H44V174H45L46 172H48V169L46 168ZM51 166H52V165H51ZM66 166H67V164H66ZM66 166H65V167H66ZM1 167H2V166H1ZM5 167H7V166H5ZM10 167H11V166H10ZM10 167H8V168H10ZM16 167H17V168H16ZM25 167H26V166H25ZM29 167H27V171L31 169V167H30V168H29ZM37 167H36V169H34V170H36L37 172L34 171V170H32L33 168L31 169V170L33 171V172H32L33 175H34V174L36 175V173H38L40 170H41L40 172H43V171H42L43 168L41 169V168L39 167V168H40V170H39V168L37 169ZM20 168H22V167H20ZM28 168H29V169H28ZM62 168H63V167H62ZM2 169H3V168H2ZM4 169H5V168H4ZM10 170H14V166H13L12 169H10ZM10 170H9V173H7L8 170H3V172L6 171V172H5L6 175H7V174L9 175V174H10ZM21 170L24 171L23 169H20V171H21ZM31 170H30V172H31ZM46 170H47V171H46ZM55 170H56V169H55ZM12 172H13V171H12ZM25 172H26V171H24V173H25ZM30 172H29L28 174H30ZM34 172H35V173H34ZM54 172H55V171H54ZM5 173H4V177H5ZM13 173H14V172H13ZM19 173H20V172H19ZM19 173L16 174L15 180H13V181H14V187H13V184H11L12 182H10V185H11L13 188H15V186L18 187L19 185H17V184L20 183L21 181L24 182V180H22L20 177H23V176H24V179H25V178H27V177L29 176V175L27 174V172H26V174H27L28 176L25 174L26 177H25L24 173L21 172V173H23V174H22L23 176H22V175H19V176H20L19 178H20V180H21V181H20V180L18 179V177H17ZM21 173H20V174H21ZM32 174H30V175L32 176ZM40 174H41V173H40ZM42 174H43V173H42ZM44 174H43V175H44ZM50 174H51V173H50ZM62 174H63V173H62ZM14 175H15V174H14ZM43 175H42V176H43ZM45 175L47 176V173H46ZM45 175L43 176V179H42V180L37 179L38 177H37V178H36V177H35V178H31L32 180H29L30 177H31V176H29V177H28L29 179H27V181H29V183H30V181H31V182H33V181H34V182H38L37 180H39V182H43ZM48 175H49V174H48ZM0 176H1V174H0ZM2 176H3V173H2ZM9 176L11 177V174H10ZM38 176H39V175H38ZM42 176L40 175V179H41ZM57 176H58V174H57ZM32 177H33V176H32ZM1 178L4 179L3 181H6V184H7V185H6V184H5V185L9 187L10 185H8V184H9L8 180L10 181L11 179L14 178V176L11 177V179H10L8 176H6L5 178H3V177H1ZM7 178H8V179H7ZM16 178H17V179H16ZM55 178H56V177H55ZM60 178H61V177H60ZM2 179H1V180H2ZM5 179H7V180H5ZM33 179H34V180H33ZM35 179H36V180H35ZM48 179H49V178H48ZM16 180H17L18 182H17ZM25 180H26V179H25ZM3 181H1V182H3ZM11 181H12V180H11ZM15 181L17 182L16 184H15ZM19 181H20V182H19ZM27 181H26V182H27ZM46 181H47V180H46V177H45V183H46ZM50 181H51V180H50ZM22 182L20 183L22 187H19V190H20V188L22 189L23 187H25L26 189H28L29 186H28V187L25 186L26 184H25V185H22ZM31 184H32V183H31ZM34 184H35V183H34ZM34 184H32V185H34ZM36 184H37V183H36ZM1 185H2V183H1ZM27 185H30V184H27ZM30 186H31V185H30ZM35 186H36V185H35ZM35 186H32V187H35ZM42 187H43V186H42ZM6 188H7V187H6ZM6 188H4L3 190H5ZM13 188H12V189H13ZM25 188H24V189H25ZM29 188H30V192H31V191H32V188H31V187H29ZM1 189H2V188L0 187V190H1ZM7 189H8V188H7ZM7 189H6V190H7ZM9 189H10V187H9ZM15 189H16V188H15ZM36 189H37V188H36ZM36 189H35V190H36ZM3 190L0 191V192L2 193ZM6 190H5V192H6ZM13 190H14V189H13ZM7 191H9V190H7ZM14 191H15V190H14ZM26 191H27V190H26ZM26 191L22 189V190L19 191V192L17 191V193H20L21 195H23L21 192H23V193L25 192V193H26ZM33 191H34V189H33ZM27 192H29V189H28ZM9 193H10V191L8 192V194H9ZM25 193H24V194H25ZM15 194H16V193H15ZM30 194H31V193H30ZM33 194H34V193H33ZM3 195H4V196H3ZM3 195L0 194V201H1L2 204H3L4 201L7 200V198H8V200H9V199H11V197H12V196L10 197V196L8 195L7 198H6L5 196H6L7 194L5 195V193H3ZM27 195H28V194H27ZM2 196H3V198H6L3 202H2V199H3ZM14 196L16 197L17 195H14ZM18 196H19V194H18ZM18 196H17V197H18ZM36 196H37V195H36ZM9 197H10V198H9ZM12 198H13V197H12ZM19 199H20V198H19ZM19 201H20V200H19ZM13 202H14V201H13ZM17 202H18V201H17ZM1 203H0V205L2 206ZM8 203H9V202H8ZM5 205H6V204H5ZM2 207H3V206H2ZM62 212H63V211H62ZM6 213H7V212H6ZM8 215H9V214H8ZM11 218H12V217H11ZM11 218H10V219H11ZM59 219H60V218H59ZM62 219H63V218H62ZM15 220H16V219H15ZM23 220H24V219H23ZM63 221H65V220H63ZM2 222H3V221H2ZM18 222H19V221H18ZM61 222H62V221H61ZM3 223H4V222H3ZM3 223L1 224V215H0V224H1V225H0V228L2 227ZM10 223H12V222H10ZM57 223H58V222H57ZM14 224H15V223H14ZM12 225H13V224H12ZM62 225H63V223H62ZM4 226H5V225H4ZM61 227H62V226H61ZM61 227H60V228H61ZM63 227H64V226H63ZM58 229H59V225H58ZM61 230H62V229H61ZM39 231L41 232V230H39ZM63 231H64V229H63ZM58 232H59V230H58ZM5 233H6V232H5ZM12 233H13V232H12ZM14 233H15V232H14ZM31 233H32V232H31ZM31 233H30V235H31ZM6 234H7V233H6ZM10 234H11V233H10ZM20 234H21V233H20ZM22 234H23V236H24V233H22ZM58 234H59V233H58ZM36 235H37V234H36ZM54 235H55V233H54ZM7 236H8V235H7ZM37 236H38V235H37ZM4 237H5V236H4ZM13 237H14V236H13ZM28 237H29V236H28ZM30 238H31V237H30ZM37 238H38V237H37ZM20 239H22V238H20ZM59 239H60V238H59ZM25 240H26V239H25ZM51 240H52V239H51ZM7 241H8V240H7ZM7 241H6V242H7ZM19 241H20V240H19ZM34 241H35V240H34ZM38 241H39V238H38ZM8 244H9V243H8ZM35 245H36V244H35ZM7 246H8V245H7ZM10 246H11V245H10ZM33 247H34V246H33ZM40 247H41V246H40ZM35 249H36V248H35ZM5 250H6V249H5ZM42 250H43V249H42ZM40 251H41V248H40ZM10 252H11V250H10ZM13 253H14V251H13ZM33 255H34V254H33ZM37 255H38V254H37ZM10 256H11V255H10ZM22 256H23V255H22ZM29 257H30V256H29ZM33 257H34V256H33ZM2 258H3V257H2ZM4 258H5V257H4ZM37 258H38V257H37ZM56 258H57V257H56ZM45 259H46V258H45ZM47 259H48V258H47ZM16 261H17V260H16ZM20 261H22V260H20ZM46 261H47V260H46ZM12 262L14 263V261H12ZM12 262H11V263H12ZM22 262H23V261H22ZM24 262H25V261H24ZM27 262H28V261H27ZM39 262H41V260H40ZM9 263H10V262H9ZM25 263H26V262H25ZM37 263H38V261H37ZM22 264H23V263H22ZM28 264H29V263H28ZM55 264H56V263H55Z\"/></svg>",
	"mask_w": 264,
	"mask_h": 264
}]
</instances>
